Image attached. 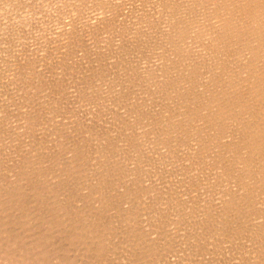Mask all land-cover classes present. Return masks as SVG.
I'll use <instances>...</instances> for the list:
<instances>
[{
	"label": "rangeland",
	"instance_id": "rangeland-1",
	"mask_svg": "<svg viewBox=\"0 0 264 264\" xmlns=\"http://www.w3.org/2000/svg\"><path fill=\"white\" fill-rule=\"evenodd\" d=\"M11 1H9V0H6V1L0 0V13H1L0 14V175H1V177H0V179H1V182H0V202H2L3 204H5L6 202H8L9 199L12 198V197H10L11 195L9 196L6 193V190L8 192V190L10 189V191H11V190L15 189L18 185H20L19 183H25V182L22 181V178H21L22 175H21V173H24V171L26 173H28L27 170H29V174L31 176L28 174V177H29L28 181L29 182H26V183H28L27 186H26V183L24 185V187L26 186L25 189L28 191V192H25V196H27V197L24 198L25 201L27 202V204H25L24 202H23L24 204H21V206L23 208H25V209L27 208L29 210L30 216L28 215L29 213L27 214L28 217H29V219H26V216H24V215H26V212L25 213H22V209H20V207L16 205V207H15L16 208V210H15L16 212L14 214H7L6 215L5 222L7 221L6 222L7 224L5 223V226H7V229L14 230L13 227H11L12 226V222H14L18 218L17 216L20 213L25 217V218H23V216L20 215L21 217L20 216L19 217L21 219L25 220V222H27L28 220H30L32 222L29 221V223H31V225L28 224V228L30 227L29 230L27 228L26 231H22V230H18L17 228H15V231L14 232L16 234H18V235H20V234L22 235V234L25 233L26 236L27 235L29 237L31 236L29 238L30 240H32V238L37 239L40 236V234H42V233H47L50 230L52 231V229H53L52 227L55 226L57 228V230L59 229V232L60 233L63 232L65 235L62 233V235H64V237L63 236L62 237L60 236V238H59L58 237V234H57V237H55L56 234H54V232H53L54 230H53L52 231L53 232V235L52 236H54L55 238L52 237V240L51 239H48V241H49L48 243H47V241L45 242V244L42 246V250H44V253L45 254L44 253H42V254L45 257L46 256H54V258H56V259L57 258H62L65 255L63 259H65L66 262L67 261L71 262L70 264H80L81 263L80 261H83L84 262V263L82 262L81 264H89V263L95 264L98 261V259H99V261H98L99 263L97 262V264H100V263L101 264H105V263L106 264H118V263L119 264H125V263L126 264H128V263L129 264H131V263H133V264H137V263L140 264L137 261L138 260L140 261L141 259L143 261L145 260L144 262H146V263H143V261H140L141 264H155V263L156 264L157 263L158 264L159 263L160 264H163L164 262H165L164 264H169V263L170 264H175V262H177L176 264H179V263L180 264H184V263L185 264H192L194 262L193 259L194 260H197V261L199 259L201 264H206V262L204 260H206L207 262L209 261L210 264H217L218 261H219L220 264L223 263L224 261L225 262L223 264H225V263L226 264L227 263L229 264V262L230 263L232 262L231 264H236V263L238 264V263H240V261H242L240 264H243V263L245 264V262H247V261H248V264H253L254 260H255V262L257 264H264V262H263V259H264V249H263L264 248V238L263 237L264 236L262 235L263 232H264V227L262 225H260L261 227L260 226L258 227L259 222H261L260 224L263 223V225H264V221H262V219L258 218L259 220H257V217H255L256 223L253 222V224L255 223L257 225V227H256V225H253V224H252L253 226L250 225V227H248V229L249 228L250 229L249 230L246 229L245 230L246 233L243 232V234L241 235L242 237L240 236L241 238L239 237V239L236 240L235 243L234 242H231V244H227L226 243V242H228V240H227L228 237L226 235L227 234L226 232H225L226 234H224V232L222 233V231H221V234H218V235L215 234V235H217V236H215L214 233H212L210 229H207L206 231H203V233H202L201 230H200V228L199 229L197 228V227L201 226V225H199V222H200L201 218H198L202 214L201 212L207 213V215L210 216V217L213 216L212 215L213 213H214V216L216 215V212L219 209V203H218V201L220 202V198H222V194H223L222 188L223 187L222 188L218 187L217 184H219V183H217L216 180H213V181H215L217 183L216 184L214 182L215 185L211 183L212 181H210V184L208 185L207 184V180H205V179H204V181L203 180H199V181L197 180L198 181L197 182L196 180H194V177L195 176L191 172V168L193 167V164L195 165L196 163H201L204 160H205V163L208 162L207 165H206V166H208L209 165V162H211V161L213 162L215 160V158H218V159L222 160L224 163H227V164L231 163L232 160H233V158L238 155V154H233L234 151L231 152V150L234 148V145H236V146L238 145V143L241 141V139L240 138H239V140L238 139H235L236 136L232 134L233 133L232 131H230V132H231V135H233V139H234L235 142L233 141V139H231L232 137L229 136L230 132L228 133V135H226L227 132H225L224 135H226V137L225 136L222 137V135H218L219 137H216V136H213L212 134H207V132H204V133L200 134V135H202V137L199 138V139H202V141H201L202 143L201 142H198L201 145L198 144V147H197L195 141L198 138L196 139V134L194 132H191V134H189V132H187L188 134H186V132L185 133H182L180 131L181 129H179V131L181 132V134L179 135V131L178 130L176 131L175 130L176 129L175 127H173L174 128L173 129L170 126H165V124H167V121L169 119H170L169 121L171 123H174V121H173L174 118H177L175 116V115H177L176 109L175 108L173 109L174 106H172V108H171V106H170L171 103L169 102V100H167V98L170 99L171 97H173V95L172 94L169 95L164 90L161 91L162 90L161 87L158 88V90H159L158 92H160V93H157V91H155L154 89H156V86H158L157 84H159L161 82V80H162L161 79L162 78V75L161 74H163V72L165 70L167 71V69H169V68H170V71H171L172 76H174V77L176 76L175 79L176 78H177V80L184 79V77H181V76H183V72L181 71V69L179 68V66H176L174 64H170L172 67L171 66L168 67L169 64H167V67H168L167 68L166 67V64H165V60H164V58H162V57L165 56V53H164V50H163L164 45L162 43V42H164V40H163L164 38L163 37H165V33L167 32L166 30L168 29L167 27H168V24H169L168 23L169 17L167 15L168 14L167 13L168 9H167V7H164V3L166 2V0L165 1L164 0H159L160 2H158V0L157 1L150 0L151 2L149 0H147V2H146V0H95L96 2L94 0H92V2H90L88 0L90 3L87 2V0H86V2H84L85 0L84 1L83 0H77L79 2L77 3L76 10L81 9V11H83L85 8L89 7L88 5H90L91 8L93 6L92 11H91V8H87V10H86L87 13L90 12V11H91L90 13H92L93 12V9H95L94 5H98V3H100V5H101L102 2L105 1V2H103V5H102L103 8L98 5V7H100V8L103 9L102 10V9L99 8L102 11H100L98 9V7H96V10L99 11L102 14V17H100V18H99V15L101 16V14L100 13L98 14V12L96 13V10L93 12L95 14L92 13V15H90V13L87 15V13L85 11L80 12V10L79 11H76V13L78 12V13H80V15L78 13L77 14L74 13L75 12V7L73 6V4L76 5L75 4V2H77L76 0H72V1L69 0L71 2L72 6H70V4H69L70 2L69 1H68L69 2L68 3L67 1L65 2V0H63L65 3H68L69 4L68 7L69 8L71 7L70 8L71 10H69L66 7V5H68V4L65 5V3H63L62 1H61L62 2L61 3L60 0H40V1L38 0V2H36L37 0H11ZM73 1H75V2L73 3ZM162 1H164V2H162ZM6 2H7V4H5ZM82 2L84 3V5L87 6V7L84 6L85 7L84 9H83V5H82L83 3ZM145 2H146V5H145ZM178 2H179V0H178ZM185 2H186V0H185ZM60 3L62 4V6H61ZM91 3L93 5H91ZM105 3H107L106 5H108L110 9H107L108 6L105 7ZM148 3H150V4L152 3V4L149 5ZM159 4L161 6L160 8L158 6ZM162 4H163V6H162ZM79 5H81L80 8L78 7ZM147 5H149V6H147ZM152 6L155 9L149 8V7H152ZM59 7L60 8L62 7L65 10V12L67 11L68 14L69 13L72 14L71 11L73 10L74 11L73 12V15H70V14L68 15L67 14L68 15L67 16L65 14L64 10L62 11L61 10L62 8L59 9ZM65 7L67 8V10H66ZM145 7L146 8L148 7V9L146 10ZM129 9H130V12H131V13L129 12L130 14L127 12V11H129ZM134 9H136V10H134ZM161 9H163V10L161 11ZM153 10H155V11H153ZM106 11H109L108 13H110V14L108 15V13ZM137 11H141L142 14L140 12L139 13L141 14L142 17L145 15L144 16V20L141 18V16H139L140 14ZM156 11L157 12L159 11V13L157 14L159 17L157 15H156V17L153 16L154 14L157 13ZM60 12H61L62 15L59 14ZM104 12L107 13V14H104ZM143 12H144V14H143ZM152 12H153V14H151ZM202 12H204V13H201V11L197 12V13H200V15H202V16H199V14L198 15L196 14L195 19H192V24L194 26H196V27H198V23L199 24L202 23V22L203 23H209V21L207 22V19L209 18V16H208L209 14L205 13V12H207L205 10L202 11ZM81 13H83L86 16V18L84 17V15H83V18H82V14ZM147 13H149V15H150L149 17H151V15H152L151 19H153V20H150L151 22L148 20V16H147L148 14ZM56 14H58V16ZM163 14H165L164 15L165 17L163 16ZM59 15H61V16H59ZM75 15H76L75 18H77V19L74 18ZM93 15L94 16L95 15L96 16L98 15L97 16L98 18L96 16L94 17ZM107 15L109 16L108 17L109 19L106 22L105 20L107 18ZM110 15H111V17H110ZM56 16H57V18H55L56 22H54L55 21L54 20V17H56ZM92 16L94 18H97V19H94L93 18L94 19V21H93V19L90 18ZM60 17H61V20L62 21L59 19ZM64 17H66L65 20L68 19V18H69V20H71V18H74L73 21H77V22H74L75 23L74 24V23H72L73 22L72 20L71 21H69V20L67 21L66 20L67 21L66 24L67 25H68V23L70 24L66 28L65 27L66 25L63 24V23H65V22H63L64 21ZM103 17L105 18V20H102L101 19ZM137 17H139V18H137ZM157 18L158 19L161 18V19L157 22V20H158ZM165 18L167 20H165ZM82 19L83 20H86V21L81 22ZM139 19H141L142 22H140ZM162 19H163V21H161ZM196 19H198V20H196ZM89 20L91 22V25H93L94 23L95 24L97 23V25H95V24L93 25V28L95 26V28L93 30L94 31H97L98 30L97 32H94L96 34L93 33L92 26L90 25V22H88ZM100 20H102L103 22L105 21L104 24ZM136 20H137V22H136ZM50 21L53 22V23H49ZM145 21H146V24H145ZM152 21L155 22V23L153 22V24H155L157 27L154 26L153 24H151ZM86 22L88 23L87 25H86ZM80 23L82 25L86 26V27H84V26L80 27L81 26ZM83 23H85V24H83ZM99 23H101L100 26L98 25ZM136 23L140 27H142V28L144 26L145 27H147V26L150 27L151 25L154 26V28L151 26L153 29L152 28L151 29L150 28H143V29L140 28L139 29V26ZM156 23L159 24V25H160V23H163V24H161L159 26ZM210 24H211V22L209 23V25ZM78 25H80V26H78ZM102 25H107V26H110V27H106V26L103 27ZM162 25H164V26H162ZM203 25L204 26L205 25L207 26V24H203ZM52 26L53 27L55 26V27H57L59 29L57 30V28H55V27H54V29H52L53 28ZM69 26L72 29H69L70 28ZM89 26H91L90 27L91 30H89L90 29ZM134 26H137V27H134ZM199 26H201V25H199ZM101 27L102 28H105V29H102ZM155 27L158 28L159 31ZM163 27L164 28H167V29L166 30L165 29L163 30ZM48 28L52 29V31L50 29H48ZM80 28H83L81 30H84L85 32H90V33H85L84 31L80 32L81 30L79 31V34H77L78 31H77V33H75V31L76 30H79ZM86 28H88L89 31L86 30ZM137 28L142 33L141 32L139 33V30L137 31ZM199 28H201V27H199ZM20 29H21L20 32H23L22 35H20V32L18 31ZM25 29H26V32H25ZM63 29L65 31L67 29H69L68 30L69 32L67 31L68 33L66 32V35L65 34H62V32L64 31ZM100 29H102V30H100ZM134 29H136V31ZM145 29H146V31H148L147 33H146V31H144ZM154 29H155V31H153ZM160 29H162L163 31L160 30ZM70 30H73V31H70ZM133 30H134V32H133ZM123 31L124 32L127 31L129 34H127V32H125V34L127 35L126 36V35H124V32ZM34 32H36L37 34H35ZM50 32L53 33L52 34V37H51V33ZM54 32H55V34L57 32H59V34L58 33L56 34V35H58V37L56 35H54ZM27 33L28 34H31V35L28 36ZM69 33H71L72 35L69 34ZM136 33H137V35L139 34L140 36L138 35L136 37ZM155 33H158V34L162 33V34L158 35V34H155ZM60 34H61V37L60 38H62L64 41L59 38ZM67 34L69 35V37L67 36ZM74 34L76 35V37H74L75 36ZM81 34H83V35H81ZM87 34L90 37L85 36ZM141 34H142V36H141ZM23 35L24 36H27V37H24ZM42 35H44V36H42ZM53 35H54V37H53ZM80 35H81V37L82 36L83 37L82 38L79 37ZM148 35H150V36L148 37ZM157 36H159V38ZM55 37H57L58 39L55 38ZM63 37H65V39ZM49 38H51V40H54V41H51ZM66 38H68V39H66ZM70 38L72 39V43H70V45H69L68 43L71 42ZM74 38H76V41L75 42H73L75 40ZM131 38H132V41H131ZM150 38H153V39H150ZM154 38H156V39H154ZM20 39H21V41H20ZM39 39H41V40H39ZM67 40H70V41H67ZM88 40H91L92 42H90ZM133 40H135V41H133ZM156 40L157 41H160L161 40V41L158 43ZM81 41H83V42H81ZM154 41H156V43ZM54 42H55V44H53ZM60 42H62V44ZM56 43H58L59 45L56 44ZM144 43H146V44L144 45ZM64 44H65L66 47L64 46ZM89 44H91V45H89ZM135 44H137V45L135 46ZM155 44L157 45V47H156ZM160 44H162V45H160ZM127 45H129V46H127ZM147 45H148V47H145ZM62 46H64L65 49L67 48L66 51H65V49H62L61 48ZM199 46L200 45H195L193 47V50L195 52L194 57H196L195 60H194V64L196 63V65H194V68L196 69V71L194 69V72H195V76L196 77H199L200 75L206 73L208 70L206 71L205 69L209 68V61H207L204 64V66L200 62V59L199 58L202 57V56H200L201 55L200 52H201L202 49L199 51V49H200ZM56 47H57V49H56ZM131 47H132V50H131L132 52L129 49ZM135 47H137V49ZM153 47H154L155 50L153 49ZM197 47L199 49H197ZM60 48L63 50V53H62V50ZM138 49H140V50H138ZM161 49L163 51V54H162ZM137 50H138L139 53L137 52ZM143 50H145V51L143 52ZM158 50L161 51V52H157ZM133 51H135V52L133 53ZM146 51H148L147 54L145 53ZM153 51H156V52H154V54L155 53H160V54H158L159 56L157 54H156L157 56L154 55V54L151 55V53ZM140 52H142L143 54L140 53ZM148 53L150 54V56H149ZM145 54H146V56H145L146 59H149V58L151 59L152 58L156 62L154 60H150V59L147 61L145 59V57H143ZM125 55H126V57H125ZM136 55H138V56H136ZM141 55H143V56H141ZM131 56H133L134 58H132ZM147 56H149V57H147ZM137 57H138V60L140 62L142 60L145 61V62L143 63V61H142V63H139L137 65V63H138ZM139 57H141L142 59H139ZM163 60H164V62H163ZM145 63L148 64V66ZM140 64H145L146 65V68L144 67L145 65H142L141 66ZM150 64L151 65L155 64V65L150 66ZM186 65L189 66V62ZM200 66H203V67H201L200 70H199V67ZM26 67H28V68H26ZM136 67H137V69H136ZM148 67L150 69H152V67H153V69L156 68L157 70L154 69V71H155V73H154L153 72V69L150 70ZM28 69H29V72H28ZM32 69H33V71L35 70V72H37L36 73L37 75L34 74V72L32 71ZM162 69H163V71H162ZM171 69H175V70H171ZM177 69H179V70H177ZM136 70H138V71H136ZM148 70H149L151 76H150V74H148L149 73ZM197 70L200 71L202 74L200 72L197 73ZM144 71H145V73H144ZM159 71H160V73H159ZM176 71H178V72L175 75V72ZM136 72L138 74H140L141 77L138 76V78H137V75L138 74ZM26 73L28 75H26ZM31 73L33 75H31ZM135 73H136V75H135ZM129 74L131 75L130 77H129ZM152 74L155 75V76H157V77L153 76ZM148 76H150L151 78L148 77ZM127 77H129V78H127ZM144 77H146V78L143 79ZM30 78H32V79H30ZM157 78H160V80L157 79ZM136 79H137V81H140L141 80L140 83L137 82ZM153 80L156 81V82H154ZM157 80L159 82H157ZM144 82H146V83H144ZM143 84H144V87L142 86ZM162 84H165V83H162ZM162 84H160V86H162ZM145 85H146V87H145ZM147 88H148V90H146ZM151 88L154 91L152 92L150 90V92H148L149 89H151ZM155 92H156V94H155ZM145 93H146V95H145ZM148 93H150V95ZM151 93H152V95H151ZM153 93L155 95H153ZM163 93L164 94L166 93V94L164 95ZM47 94H48L49 98H48ZM143 95H144V97H143ZM158 95L160 97H158ZM46 96H47V98H46ZM153 96L156 97V98L153 99ZM25 97L27 98L28 101L26 100ZM50 97H52L53 99H55L56 97L57 98L60 97L59 100L57 98H56V100H54V101H56V102L59 103V109L56 108V106H55V105H57V107H58V104H56V102L54 103L53 99H51ZM61 97L63 99H61ZM79 97H81V99ZM96 97H99V99L101 97L102 98L104 97V98H106L107 101H105L104 98L103 99L101 98L102 100L101 99L99 100ZM117 97H118V99H117ZM157 97H158V99H157ZM163 98L164 99L166 98V101H163L164 100ZM92 99H95V101L92 100ZM80 100H81V102H80ZM125 100H127L128 102L125 101ZM136 100H138V101H136ZM160 100H161V103H160ZM46 101H48L47 104L45 103ZM50 101H51V103H50ZM119 101H121L120 104H119ZM93 102L96 103V104H94ZM116 102H117V104H116ZM157 102L159 104H157ZM165 103L166 104L168 103L167 106H166ZM61 104H62V106H61ZM147 104H149V105L148 106H145ZM156 104L158 106L159 105L160 106L158 107ZM161 104H163V105H161ZM142 105H144L147 109L144 106H142ZM162 106L164 107V109L162 108ZM47 107L48 108H51L52 107L54 110H52V108H51V110H49ZM160 107H161V111L158 109ZM167 107H169V108H167ZM44 110H46V111H44ZM162 110H163L164 113L162 112ZM173 110H175V112ZM48 111L50 112L51 115L53 114L52 111L55 112V114H54L55 116L54 117H53V115L50 116V114H49ZM93 111H94L95 114L93 113ZM171 112L174 113V114H172ZM38 113H41V114L43 113V115L40 114L41 117L43 116L42 117V120L39 117ZM163 114H166V115H163ZM167 114H168V117H170V118L167 117ZM46 115L50 116V118L53 119V120L49 119V117H47ZM151 115H153V117ZM165 116H166V118H165ZM171 116H173V117H171ZM27 117H29V118L27 119ZM171 118H173V119L171 120ZM29 119H31V122L33 120V122L31 123ZM44 119L46 121H44ZM146 119H148V120H146ZM164 119H165L166 122L164 121ZM49 121H50V123L48 124ZM45 124H47L49 126L51 125L50 126L51 128L49 126H48L49 128L47 126H44ZM159 126H161L162 128L165 129V132H164L165 135L163 133L164 129L162 130V128H160ZM167 127L171 128V130L170 129H167ZM46 129H47V131H46ZM160 129L162 130V132L159 131ZM172 129H173V131H172ZM52 131H55V132H52ZM158 131L161 132V133H159ZM166 131L168 133H166ZM174 131H175V133H174ZM169 132H170V135H168ZM173 134H174V136H173ZM183 134L184 135L186 134V135L184 136ZM192 134H193V136H191ZM176 135H177V137H176ZM181 135H183L184 137H186V136H188V137L191 136V137L184 138ZM206 135L209 136V137H207L208 139L206 137H203V136H206ZM210 135H212V137H214V138L215 137L218 138V141H212L213 138L210 137ZM172 136L175 137L176 139L173 138ZM228 136H229V138H228ZM170 137H171V139H170ZM167 138L170 139V140L168 141ZM193 138L195 139V141H194ZM203 138H205V139H203ZM189 139H191L192 142ZM173 140H174V142H173ZM175 140L176 141L177 140L178 141L181 140L180 143H182L183 145L180 144V146H179V142L177 141L178 142L177 143V142H175ZM206 141H207V143L208 142H212L215 145L218 144L219 148L217 146V152H212L211 148L209 147L210 146L209 145L210 143H208V146H207ZM235 143H237V144H235ZM202 144L205 145V146L203 145L205 149H206V147H208L206 149L207 151H204L203 150L204 148H203ZM228 144H230V145H228ZM193 145H194V147L196 145L197 148H200L202 146L201 147V150H202L201 152H205V153H194L193 151H195L196 147L194 148ZM227 146H228V148H227ZM191 149L193 151H191ZM218 149H219V151H221V149H222L225 152L218 153L219 152ZM227 150H229V152ZM209 151H210V153H209ZM214 153H216V155ZM236 153H239V152L237 151ZM239 154H241V153H239ZM212 157H213V159H212ZM231 157H232V160H231ZM210 159H212V160H210ZM26 167H27V169H26ZM29 167H31V168L28 169ZM23 168H25L26 170L23 169ZM32 168L33 169L36 168L37 170L35 169L33 171V170H31ZM38 168H39V170H41V172H42L43 175L45 174L44 176H42V177H37L36 176L37 175L36 173L39 171ZM49 169H51L50 170V173L51 174H52V172H54V174H52L53 176L51 174H49V176H47L48 173H49ZM65 169L68 172L69 171H72V170L73 171L71 173H68ZM74 169H76V170H74ZM113 169H115V170H113ZM30 170H31V172H30ZM104 170L106 172L107 171L109 172V173L108 172L106 173L107 176L109 174V177L106 176L107 179L106 178L104 179L105 180V183H104V181L102 182V175L100 173V172H102ZM160 170H161L162 173L160 172ZM44 171H47V172H44ZM57 171H58V173H57ZM174 171L178 172L179 175H178V173H176V175H174L175 174ZM19 172H21L20 173V176L18 174ZM62 172H64V173H62ZM86 172H88V173H86ZM185 172L187 173V176H186V173ZM188 172H190L191 174L188 173ZM74 173L77 174L78 176L75 175ZM128 173H129V175H128ZM154 173H157V174H154ZM170 173H171V175H170ZM33 174H35L34 177H33ZM65 174H67V177H68L67 179H66V177H63V176H66ZM71 174H73L72 176L74 178H76V179H74L71 176ZM81 174L83 176H81ZM131 174H134V175H131ZM172 174L175 176V178H174V176ZM59 175H60V177H59ZM115 175H117V176H115ZM135 175H137V176H135ZM169 175H170V177H169ZM182 175L188 179V182H187L186 178L184 179V181H182V178H184V177H182ZM190 175H193V176H191V178L189 179ZM207 175H209V174H207ZM45 177H47V178H45ZM62 177H63V179H62ZM69 177L70 178H73L74 181L72 179L69 180ZM113 177H115L116 179L113 178ZM128 177L130 179H128ZM34 178H36V179H34ZM134 178L135 179L137 178L138 183H137V181ZM171 178H174L175 181L174 180H171ZM178 178H179V180H178ZM208 178L210 179V176ZM19 179H21V182H20ZM64 179L69 180V181H66V180L64 181ZM109 179H111L112 181L111 180L108 181ZM126 179L129 180V182H127ZM191 179H193L195 182H197V185H199V187ZM36 180H37V183H38L37 185H36V182H35ZM41 180H43V181H41ZM120 180H122L123 182L120 181ZM185 180H186V182H185ZM17 181H19V182H17ZM38 181L42 182V184L39 183ZM54 181H55V183H54ZM57 181H61V182L64 181V183H67V184L62 183L64 185H62V186L59 185L58 186ZM83 181L86 182V183H83ZM106 181H107V183H106ZM134 181H135V183H134ZM171 181H173V183L174 182L175 183L173 184V183H171ZM202 181H203V183H201ZM32 182H35L33 184L36 185L35 187L38 186L37 188H41L40 186H45V185H46V187L51 188L52 185H54V184L57 185L54 188L52 187L54 190H52V188L50 189L53 192H55V194H56V192H61V194H64V195L67 194L68 192H69V195H70V193H74V194H71L70 196L67 195L65 198L63 196L62 197L63 198V201H61V200L58 201L59 203H62V206L65 205V204H67V206H68L67 207L65 205V207H67V208H65V210L63 211V213H60L61 215L58 214V216L60 215L59 217L57 216V218H59V219H56L55 218L57 221H54L55 223L56 222L57 223L59 222L58 224H61L62 225V228H61V226H58L57 223H56V225H54L53 224L54 222L51 223V226L48 225V224H50L49 222H48V224L47 223L46 224L45 223H42L41 224L40 219L44 218V216H43V213L44 212L43 211H45V213H47V209H46L47 206L46 205H43V206L41 205L42 208H43L42 209L40 206L38 207V204H36V198L37 197L34 199L35 192L34 191H31V190H33L32 189ZM45 182H47L48 184L45 183ZM73 182H74V184L76 183V185H74ZM80 182H81V184H80ZM111 182H113V183H111ZM182 182H184V183H182ZM49 183H52V184L50 185ZM176 183H177L178 186L180 184L181 187H178L176 185ZM181 183L183 184V186H182ZM191 183H193L192 185L194 187L196 186L198 188L195 189L194 187H192L190 185ZM204 183H206V184H204ZM29 184L31 185V188H29L30 187ZM77 184H78V186H77ZM108 184H109V186H108ZM117 184H119L118 187L116 186ZM211 184H212L213 187L214 186L215 187L217 186V187L212 189V187L210 186ZM69 185H70V187H69ZM83 185H84V189L81 188ZM100 185H102V189H105V188H109L110 189V191H109V189H106L105 191L104 190L103 191H104V195L106 194L105 195L106 200L108 199L107 201H111V203L113 204V206H111L112 204L110 202H107L105 199H102L101 201L98 202L101 205H99L98 203H97L98 205L96 203H95V205L93 204L94 201L96 200V198L93 197V196H95L94 193H95V191H98L97 188L100 187ZM125 185L127 186V188H125L126 187ZM130 185H132L131 186L132 188L130 187ZM204 185H205V187H208V188L210 187V188L209 189L208 188H205ZM221 185L222 184H220L219 186H221ZM75 186H76V188H75ZM90 186L93 187V189H94V191L92 192V194H94V195L90 194L91 192L89 193V191L91 190V187ZM111 186H112V188H111ZM135 186H136V188H135ZM154 186H156L157 189L154 188ZM173 186H175V188ZM186 186L188 187L187 189H186ZM21 187H23V184H22ZM86 187H87V189L89 188V190L85 189ZM133 187H134V189H133ZM177 187L179 188L178 191H177ZM184 187H185V189H184ZM55 188L58 189L59 191L56 190ZM63 188H65V189H63ZM71 188H73V189L71 190ZM171 188H172V190H171ZM62 189L65 190V191L62 192ZM66 189H67V191H66ZM113 189L115 190L114 193H113V191H114ZM173 189H174V191H173ZM180 189L182 191H179ZM197 189L198 190L199 189L200 190L202 189L201 190L202 193H200V190L199 191H196ZM206 189H208V192H210L212 190L211 191L212 194H211V192L210 193H207L206 192L207 191ZM214 189H216L217 191H215ZM81 190H84V191H81ZM123 190H125V191H123ZM126 190H128V191H126ZM164 190H166V191H164ZM189 190L190 191L192 190L191 192L194 193V194L196 192V195L192 194ZM203 190H206V191L203 192ZM108 191H109V193H108ZM168 191H170V192H168ZM172 191H173V193H175L174 195H176V192H177V194H179L178 192H180L179 195L175 196L178 199H180V198L182 199V196L185 193V195L183 196V199L185 200L183 204H186L188 202L189 203L186 204V206L185 205L184 206H181L182 205L181 202L183 201V199L182 200L180 199V201H178L177 198H174L173 197L174 195H173V193H171ZM214 191L216 193H218L220 191V193L216 194ZM116 192H118V193H116ZM120 192L123 193V194H121ZM160 192L163 195H161ZM163 192H165V194ZM186 192H187L188 195L186 194ZM29 193H31L32 196ZM75 193L77 194V196L75 195ZM55 194L54 195L52 194L53 197L55 196ZM109 194L112 195L111 196L112 198L110 197ZM129 194L131 196L132 195L133 196L131 197ZM167 194L168 195H171L173 197L172 202H174V199H176V201H178V203L180 202V204L175 203V204L169 205L166 202V204L164 203V207H163V205H162L163 203H161V201L165 202L164 200H162V198L164 199V197H165L166 201L168 200V197H167L168 195ZM208 194H211L213 196L210 195L211 196L210 197ZM78 195L80 197L81 196L82 197L81 198H78L79 197ZM85 195H87V197ZM115 195L117 197L114 198L113 196H115ZM121 195H122V197H121ZM159 195L161 197L160 200H159V198H160ZM216 195H219V196H216ZM50 196H51V194L49 195V198L48 197H44V199L46 198L44 200V202L47 201V200H52L53 198L50 197ZM73 196H74V198H73L74 201L76 202V200H77V202L75 203V205H77V206H75V207H77V209L74 207V201L71 202V200H73V199H71ZM215 196H216V198H215ZM133 197L135 199H133ZM191 197H193V198H191ZM197 197L200 198V199H197ZM202 197L204 198V200L202 199ZM213 197L215 198V200H213L214 199ZM218 197H220V198H218ZM69 198H70V200H69ZM84 198H85V200H84ZM86 198H88L87 199L88 201L86 200ZM91 198H93V199H91ZM128 198H130V199H128ZM138 198L140 199L139 202H138ZM89 199L92 200V204H91V201L89 202ZM216 199H217V201H216ZM114 200H117V201L112 202ZM119 200H121V202H123V201L124 202L121 203V202H119ZM135 200H137V201L135 202ZM212 200L213 201H216V202L214 203V202H212ZM82 201H84V202H82ZM141 201L143 202L142 205H140L141 204L140 203ZM186 201H188V202H186ZM202 201H204V203ZM210 201H211V204H213V205L210 204L209 209H208V205L209 204L207 202H210ZM48 202L49 201H47L45 203L47 204ZM79 202H80V204H79ZM87 202H88V205L89 206H87ZM100 202H102V203H100ZM50 203L51 202H49L48 205H50ZM63 203H65V204H63ZM82 203L85 204V206ZM107 203H109V204H107ZM117 203H119L118 206H117ZM192 203H195L196 205L195 204H192ZM56 204H57V200H56ZM102 204H103V207H102ZM106 204L109 205L110 207L109 206L105 207L104 205H106ZM123 204L125 205V207H124ZM214 204H215L216 207H214ZM71 205H72V207H71ZM78 205H81L82 207L81 206H78ZM132 205L137 210H138V208H140L139 209L140 212H138L139 210L138 211L135 210V209L133 210V206ZM138 205H139V207H138ZM143 205L146 206V207H148L150 210L152 208L151 212H150V210L146 209V207H144ZM172 205H174V206H172ZM176 205L178 207H180V208L177 209L178 207ZM192 205H194V207ZM32 206H34V207H32ZM35 206H36V208H35ZM167 206H169V207H167ZM171 206L173 207V209H172ZM190 206H191L192 209L189 210L188 207H190ZM197 206H199V207L197 208ZM37 207H38V210H37ZM44 207H45V209H44ZM95 207H97V208H95ZM104 207H105V209H104ZM117 207H119V208L116 209ZM122 207H124V208H122ZM174 207H175V209H174ZM183 207H185V210H184ZM30 208H31V210H30ZM33 208H35V210ZM63 208H64V206H63ZM98 208H102V210L100 209L101 212H98L99 211ZM111 208L115 209L114 211H115V213H117V215L114 213L113 209H111ZM125 208H127V209H125ZM155 208H156V210H155ZM165 208L167 209V211H166ZM170 208L172 210L177 211L178 213L177 212L176 213H173V212H175V211H173L172 212L173 214H171V211L172 210H170ZM78 209H80V211H84L83 213H85V214H83L82 212H80ZM92 209L95 212L92 211ZM108 209H109V211H108ZM122 209H123V212H122ZM145 209H146V212H145ZM168 209H169L170 212L168 211ZM193 209L195 210V212H194ZM206 209H208V210H206ZM214 209L216 210V212H215ZM75 210H77L76 212H78L76 214V215H79L78 217L77 216H74L75 213H76ZM85 210L88 211V212H85ZM89 210H90V212H89ZM96 210H98L97 211L98 213H96ZM103 210H105L104 214H103ZM110 210H111V212H110ZM127 210H129V211L132 210L133 213L131 211H130L131 213H129V211H127ZM141 210L143 211V213H142ZM147 210L149 212H147ZM192 210H193V213H192ZM69 211L72 214V217H74V218H72L70 216L71 214H69ZM158 211H160L159 213L163 217L159 216L158 213H155V212H158ZM164 211H166V212H164ZM182 211L183 212L185 211L186 213L185 212L183 213ZM189 211H191V214H187V213H190ZM34 212H35V214H34ZM40 212H42V216L40 215L41 214ZM135 212H137V213H135ZM31 213H33L35 216L33 214H32L33 216H31ZM45 213H44V215L46 216ZM88 213L90 214V216H89ZM112 213L114 215L113 219H112V216H113ZM148 213L150 214L149 217H151V216H154L155 217L157 214H158V216H156L155 218L154 217H151L148 220V218H147ZM194 213H196V215H194ZM199 213H200V215H199ZM66 214H67L68 219L71 218L70 220H72V222L70 220H68V219H65L66 218V216H65ZM86 214H87V216H86ZM101 214H103V215H101ZM110 214H111V216L108 217L107 215H110ZM139 214H142V215H139ZM163 214L166 215V217ZM37 215L40 216L41 218H38ZM62 215L64 216V218L62 217ZM96 215L97 216L99 215L100 217L99 216L97 217ZM127 215H129V217L131 216L130 219H129V217H127ZM167 215L170 216V218H172V219H170L171 222L169 220H168L169 222L168 221L166 222V219L165 218L169 219V217ZM171 215H174V216H171ZM193 215L196 218L195 217L193 218ZM80 216L82 218H80ZM102 216H103V219H102ZM175 216L176 217L177 216H180V218L182 219V221L185 224H186V222L188 224H190V222L192 221V223L190 224L191 226L188 225V224L185 225L183 222H181V219L179 217L176 218ZM187 216L189 218L192 216L190 219H192V218L193 219L190 220ZM33 217L35 219L37 218L38 221H37V219L34 220ZM95 217L98 218L99 220L96 219ZM132 217H134V219H133L134 221L132 220ZM137 217L140 218V219H138ZM184 217H185V219H184ZM20 218L18 219L17 222H20L21 221ZM79 218L83 222L86 219V223L87 224L86 223H83V222H80ZM100 218H101V220H100ZM114 218H117V220L120 219L121 221H117L116 219L114 220ZM153 218L155 220H154V222L152 220V222H153L152 223L150 220L153 219ZM60 219H63L64 221L67 220V223H66L67 225L64 224L62 221H59ZM90 219H91V222H90ZM106 219H107V221L108 220L109 221L107 222ZM122 219L123 220L126 219L127 222L125 220L122 221ZM178 219H180V221ZM187 219L190 220V221H188ZM93 220H94V222H92ZM130 220L132 221V223H131ZM136 220H138L139 222L138 221L136 222ZM77 221H79V222H77ZM116 221L119 222V223L116 224L117 223ZM142 221L144 222L145 225L143 223L141 224ZM146 221H147V223H146ZM158 221H160V222H158ZM197 221H199V222H197ZM68 222H70V223H68ZM88 222H90V223H88ZM96 222H98V223H96ZM113 222L114 223L116 222L115 224L117 226H115V224ZM120 222H123L129 228L126 227L123 223H120ZM149 222H151V224ZM174 222H176L175 223L176 225L177 224L179 225V228L180 229L178 227L177 228H174L173 227L174 226ZM193 222H194V224L197 222L196 224H198V225H196V224L194 225ZM71 223L73 224L74 227L77 226L76 223L77 224L79 223L77 227L81 226L80 228H82V231L81 230L80 231L81 232H84V233L85 232L88 233V228L91 226L89 228L90 229V232L93 231V233H91V236L95 233V236L94 237L95 238L97 237V241H99L101 239L104 240L105 237H107L108 235L110 236L112 234L110 237L108 236L109 237V240H110V243H109V240H108V246H104L103 247V248L106 247L105 249H107V250H105V249H104V251L102 250L103 252L106 253V256H108V258L110 257L109 258L110 260L108 259L109 261H107V260L105 261V259H107V257L105 256V253H103L102 251H101L102 254L101 253H100L101 255L99 254L100 257L99 256H96V252H94L95 251L94 249L92 250V254H90L89 256H87L88 254L86 255V253L84 252V249H82V253H81V249H80L81 247L80 246H79V248H78V246H75L77 248H75L73 246L71 248V245L70 244L69 245L66 244V246H65L66 241L64 239H67V236L71 235L72 232L75 231V229H74L73 226L72 227H73L74 230L72 228L70 229V227L72 225ZM105 223H107V224L109 223L111 225H109V224L108 225H105ZM160 223L161 224L163 223L162 225H164V226H161ZM166 223H168V225ZM35 224H37L36 226L37 227H40V228H36V227L34 228ZM44 224H45V226H44ZM82 224H85L87 226L83 225L85 227L84 228L82 226ZM91 224L94 227H95V224H96V227L95 228L92 227ZM102 224H103V226H101ZM119 224H121V226L122 227L124 226V227L122 228ZM38 225H40V226H38ZM99 225H100V227H98ZM130 225L132 226V228H131ZM135 225H138V226L136 227ZM150 225H152L154 227L159 226L160 228L157 227L158 229H156L154 227H151ZM165 225H166V229L169 227L168 228L169 230L167 229V231H166V229H164L165 228ZM104 226H106V228L108 226V229L104 228ZM114 226H115L116 230H115ZM110 227L112 228V231H111V228ZM120 227H121V229H120ZM125 227H126V229H125ZM145 227H146V229H145ZM182 227H184V228H182ZM185 227L186 228L188 227V228L186 229ZM191 227H193L192 228L193 230L191 229ZM97 228L100 231H98ZM102 228H103V231H102ZM130 228H131V230H130ZM140 228H142V229H140ZM260 228H261V230H260ZM92 229H95V230H92ZM104 229L106 231H109V232H106ZM123 229H124V232L127 231L126 232L127 233L126 234L127 236H125V233L124 232L122 233ZM127 229H129V230H127ZM132 229L135 230V231H133ZM40 230H42V233H39ZM140 230H142V231H140ZM155 230L156 231L158 230L157 233H156ZM170 230L173 231L171 234H170V232H171ZM175 230L179 231V233L181 231L182 232H181V234H179L177 231L175 233ZM185 230H188V231L185 232L186 234L188 233L187 235L185 234L187 237L183 234V232ZM191 230L193 232H191ZM197 230L199 231V233H198ZM34 231H35V233L36 232L38 233V236H37V234L34 233ZM45 231H47V232H45ZM67 231L70 232V233H67ZM95 231L97 233H99V232L101 233V231H102V232H104V234L101 233V235H99L100 234L99 233L96 236V232ZM128 231H129V234H128ZM138 231L140 232L141 235L138 233ZM145 231L147 233H145ZM149 231L152 232L153 234L150 233ZM165 231L167 233H165ZM208 231L210 233H207V235L205 236L206 232H208ZM251 231H253L252 232L253 234L251 233ZM28 232H30V233H28ZM130 232H132V234L138 233V234H135V236H136L135 239H133L134 238V235H132ZM159 232H161V234ZM204 232H205V234H204ZM32 233H34V234H32ZM60 233H59V235H60ZM106 233H107V235H106ZM113 233L114 234H117V235L119 233L120 237L119 236H116L115 237ZM162 233H163V236H164L163 238L164 239L162 238ZM173 233L175 235H173ZM193 233H195L196 236ZM249 233L251 235H248ZM255 233H257V234L255 235ZM192 234H193V236H192ZM212 234L214 236H212ZM244 234L245 235L247 234L246 237H245ZM32 235H33V237H32ZM104 235H106V236L104 237ZM129 235H131L133 238L131 236H129ZM159 235H161V237H159ZM180 235L182 237L185 236L186 241H188V240H190V241L186 242L185 240H183L184 238L182 239L181 237H179ZM197 235H198V237H197ZM200 235L201 236L203 235V238ZM221 235H225V236L223 237ZM258 235H260L261 238ZM4 236H5V232L2 231L1 234H0V239H3ZM87 236H88V234H85V237H87ZM113 236H114L115 239L118 237L117 238L118 240L117 239L115 240L114 238H112ZM122 236L123 237L125 236L124 238H126V239H128V237H131L130 238L131 239V242L128 239V243H126L127 240L124 241L125 239ZM150 236H152V237H150ZM166 236H168L167 237L168 239L170 237L173 238V239L172 240L171 239L167 240ZM248 236H251V237L254 236L255 240L252 237V239L250 241L252 242V240H254V242H252L251 245L254 243V245L256 247L254 245L251 246V245L248 244V243H250L249 239L248 240L245 239ZM145 237L146 238L147 237L150 238L149 241L147 240L148 238L146 239ZM205 237H207V238H205ZM222 237L224 238V241H226V242H223V238ZM56 238L59 239V240H55ZM75 238L77 239V237H75ZM110 238H112V239H110ZM119 238H121V239H119ZM137 238H140V239H137ZM142 238L143 239L145 238V239L143 240ZM191 238H192L193 241L191 240ZM218 238L219 239H222V240H220V241H222L221 245L218 244L219 241L217 243L214 242L215 240L217 241ZM60 239H61V242L59 243ZM206 239H208V240L206 241ZM240 239L246 240L247 244H246L245 241L244 242H242V240L240 241ZM260 239H262V241L260 242V244L263 242V244H262L263 246L260 245V244L257 245L259 243ZM54 240L56 242L58 241V244L59 245L57 243H54L55 242ZM62 240H63V242H62ZM161 240L164 242L165 246H164V244H161V243H163ZM170 240H171V242L173 241V243H176V242H179V243H176L174 245L173 243L169 242ZM200 240H203V241L205 240L204 242H206L208 244H206V243H204L203 241H200ZM97 241H95V242H97ZM140 241H142L143 243H141ZM181 241L182 242L185 241L183 243L185 246L187 245V243H192V242H193L192 244H195V245L188 244L187 246H189L191 248L190 249L189 247L187 248V246L185 247L184 245H182V242ZM194 241H196V242H194ZM198 241H199V247L197 245L198 244ZM52 242L55 245L51 247V244L53 245ZM95 242H94L93 247L96 246V243ZM145 242L147 243V245H145L146 244ZM152 242H153V244L151 245L150 243H152ZM241 242L244 243V244H246L244 246V248H242V246L244 244L242 245ZM255 242L256 243L258 242V243L256 244ZM62 243H63V245L65 247L63 245H61ZM119 243H121V244H119ZM155 243L156 244L158 243V245H160L159 246V249H158V246L155 245ZM209 243L211 244V246L209 245ZM223 243H225V244H223ZM240 243H241V246H240ZM124 244H125V246H124ZM141 244H144V245H141ZM169 244L171 246H169ZM180 244H181V246H180ZM238 244H239L240 247L238 246ZM149 245H151L152 247L155 245L154 247H156V246L157 247L156 248H154V247L152 248ZM217 245H219V246L217 247ZM226 245H229V247L227 246L228 248H226L225 247ZM230 245L233 246L234 248L231 247ZM248 245L250 246L249 248H247ZM55 246L58 249L55 248ZM59 246H60V248H59ZM110 246H111V248H110L111 250H112V247L114 246L113 247L114 251H112V252L110 250H109L110 252L108 251V249H109L108 247H110ZM116 246H118L117 249H115ZM127 246H129L130 248L128 247L126 249ZM134 246H135L136 249L134 248ZM143 246H145V247H143ZM147 246H148V248H147ZM162 246H164L166 249L168 247H170V251H169V248H168L167 249L168 250L167 251L168 253H167L166 252V249L164 247H162ZM166 246H168V247H166ZM175 246H176V248H175ZM183 246H184L185 249H188L189 251L187 252L185 250L186 252L184 251V253H182V249H179V248H183ZM221 246L224 247V248H222ZM43 247H44V249H43ZM194 247H196V249ZM203 247L206 248V251H205V248H203ZM210 247H212L213 250ZM251 247H253L254 249L252 248V250H250ZM51 248H52V250L54 249L53 252H52V250H51V252H49ZM73 248H75L76 250L73 249ZM145 248L147 250H145ZM202 248H203V250H201ZM207 248H208V250H207ZM256 248L258 250H260V253L262 254L261 257H259L260 256V253L259 254L257 253L259 251H257ZM55 249H57V250H55ZM65 249H67V250L64 253L63 251H65ZM125 249L128 252L130 250L131 254L132 253L133 254L136 253V255L134 256L132 254V256H131L130 252L127 255L126 254L127 251ZM132 249H134L133 252H132ZM151 249H153V250H151ZM162 249L163 250L165 249V251H163ZM197 249H199V250H197ZM218 249H219V251H221L220 249H223V250L221 252L216 251ZM229 249H231L233 253L235 252L234 253L235 255L232 252H230ZM238 249H241L242 251H239ZM246 249H247V251H246ZM255 249H256V253L257 254L254 252L253 253V256H252V253H250V252L255 251ZM61 250H62V252H61ZM77 250H80V251H77ZM121 250H122V252H121ZM124 250L126 251L125 253H123ZM149 250L152 251V253H151L152 255H150V252L151 251H149ZM154 250L155 251L157 250L158 251L157 253H159V254H157ZM160 250H162V251H160ZM209 250H210V252H209ZM70 251L72 253L74 251V253H77V254H71ZM137 251H138V253H137ZM175 251H176L177 254L176 253L171 254V252H175ZM226 251L227 252L229 251L230 253L229 252L227 253ZM67 252H69L70 253L69 255H71L72 257L74 256V259L72 257H69V255H67L68 254ZM78 252H80V253H78ZM118 252L119 253L121 252V254H119ZM146 252L149 253V255L151 257ZM161 252H163V253H161ZM164 252H165V255H164ZM200 252L203 253V254H201ZM207 252H208V255L209 256H211L212 254H214V255H212L211 257H209L207 255L208 257H206L205 255L207 254ZM215 252L216 253L219 252L218 254L221 257L218 256V254H216ZM241 252L243 254H241ZM83 253H85L86 256H84ZM186 253H187V255H186ZM188 253H189V255H188ZM231 253H232V255L230 256L229 254H231ZM56 254H57V256L58 255H60V256L57 257ZM79 254L80 255L82 254L85 257V258L83 257V259H85V260H81L82 259V255L80 256ZM137 254L138 255L140 254V255L138 256ZM162 254H163V256H162L163 258L159 257ZM170 254H171V256H169ZM174 254H175V256H174ZM196 254H197V256H196ZM237 254H240V255L238 256ZM245 254L248 255L249 257L251 256L250 257L251 259L250 258H247L248 256H246ZM61 255H63V256L61 257ZM155 255H157V256H155ZM179 255H180V257H178V260L180 258L181 259L185 258L183 260H179L181 262H179L176 259L177 256H179ZM192 255L194 256V258H193ZM198 255H199V258H198ZM216 255H217V258H215ZM222 255H223V257L225 259L222 257ZM226 255H228V257ZM14 256H16V255H14ZM91 256L92 257L94 256V257L92 258ZM111 256L112 257H115L116 256V257L115 258H112ZM143 256H145V257H143ZM152 256H154V257H152ZM166 256H169V257H166ZM173 256L176 257V258H174ZM201 256H204V258L202 259ZM233 256L235 257V259H237V261L234 259ZM240 256H242L241 258H243L244 256H246V257H244L246 260L244 258L241 260ZM255 256H258V257L255 258ZM78 257H79V259H78ZM89 257L92 260L88 259ZM141 257H143V258H141ZM157 257H158V259L160 261L159 260L157 261ZM170 257H172L174 259H171ZM253 257H254V260H252ZM262 257H263V259H262ZM15 258H17V256ZM15 258L9 259L10 261L7 260L6 262H4V261H1V262H4L3 264H5V263L6 264H11V263L15 264L13 262L14 260H17ZM54 258L53 257H50L51 260H49V261L46 260L45 263L43 261L42 262L44 264H56V263L58 264V262H59V264H64V263L65 264H69V263H66L64 260H62V262H61V260L58 261V259L55 261ZM94 258L97 259L96 262H95ZM135 258H137V259H135ZM147 258H149V259H147ZM166 258H169L171 260H168ZM189 258H190V261H193V262H190L189 261V263H188ZM208 258H211V259L207 260ZM212 258H213V262H212ZM220 258H221V260H220ZM227 258H229V259L231 258V259L230 260L229 259L226 260ZM232 258H233L234 261H236L235 263L233 262ZM36 259H37V257H36ZM66 259H68V260H66ZM154 259H156V260H154ZM70 260H73V261H70ZM74 260H75L76 263H74ZM78 260H79V262H78ZM131 260L132 261L134 260V262H132ZM135 260H137V261H135ZM163 260H164V262H163ZM173 260H175V261H173ZM85 261H87V263ZM123 261H124V263H123ZM148 261L150 263H148ZM197 261L195 262V264H197ZM226 261H229V262H226ZM8 262H10V263H8ZM53 262H56V263H53ZM255 262H254V264H255ZM198 263H199V261H198ZM209 263H207V264H209Z\"/></svg>",
	"mask_w": 264,
	"mask_h": 264
},
{
	"label": "bare ground",
	"instance_id": "bare-ground-1",
	"mask_svg": "<svg viewBox=\"0 0 264 264\" xmlns=\"http://www.w3.org/2000/svg\"><path fill=\"white\" fill-rule=\"evenodd\" d=\"M4 1H6V0H4ZM9 1H11V0H9ZM40 1V0H39ZM63 2V3H65L66 1L68 2L69 0H65V2L63 1V0H60V2ZM72 1V0H71ZM77 1V0H76ZM84 1V0H83ZM90 2H92V0H89ZM88 0H87V2H89ZM95 1V0H94ZM150 1V0H149ZM154 1V0H153ZM155 1H157V0H155ZM165 1V0H164ZM164 1H162V2H164ZM8 2V1H7ZM7 2L5 3V4H7ZM12 2V1H11ZM36 2H38V0L36 1ZM61 2V3H62ZM70 2V1H69ZM68 2V3H69ZM75 1H73V3H74ZM79 1H77V2H75V4L76 5H74L73 4V6L75 7V12L72 10L71 12H72V14L71 13H69L70 15H73V12L74 13H76V11H79L80 10V12H83V11H85L86 12V10H87V8H91L90 7V5H88L89 7H87L86 5H84V3L82 4L83 5V9L85 8L84 6H86L87 8H85L83 11H81V9H79L80 8V6L81 5H79L78 7V9L79 10H76V6H77V3H78ZM84 2H86V0L84 1ZM89 2V3H90ZM96 2V1H95ZM101 2V1H100ZM103 2H105V1H103ZM103 2H102V4L100 5V3H98V5L99 6H101L102 7V5H103ZM146 2H147V0H146ZM146 2H145V5H146ZM151 2V1H150ZM158 2H160L159 0H158ZM180 2V3H179ZM179 2H178V0H166V2L164 3V7H167V9H168V11H167V15H168V17H169V21H168V29L167 28H164L163 27V30L165 29H167L166 31V33H165V37H163L162 39L164 40V42H162L163 43V45H164V48H163V50H164V53H165V56L164 57H162V58H164V60H165V64H166V67H167V64H169L168 65V67L169 66H171L170 64H174V65H176V66H179V68L181 69V71L183 72V76H181V77H184V79H179V80H177V78L175 79V77L174 76H172V74H171V71H170V68L169 69H167V71L165 72H163V74H161L162 75V80H161V82L159 83V84H157L158 86H156V89H154L155 91H157V93H160V92H158L159 90H158V88L159 87H161V91H166L169 95L170 94H172L173 95V97H171L170 99H168L167 98V100H169V102L171 103V108H172V106H174L173 107V109L175 108L176 109V112H177V115H175L177 118H174V123H171L169 120L167 121V124H165V126H170L171 128H173V127H175L176 129V131L178 130L179 131V129H181L180 131L182 132V133H185L186 132V134H188L187 132H189V134H191V132H194L195 134H196V139L198 138H201L202 137V135H200V134H202V133H204V132H207V134H212L213 136H216V137H219L218 135H222V137L223 136H225L226 137V135H228V133L230 132V131H232L233 133V135H235L236 137H235V139H238L239 140V138L241 139V141L238 143V145L236 146V145H234V148L231 150V152L232 151H234V153L233 154H238L236 157H234L233 158V160H232V157H231V160H232V162L231 163H229V164H227V163H224L222 160H220V159H218V158H215V160L211 163V162H209V165L208 166H206L207 165V163H205V160L204 161H202L201 163H196L195 165L193 164V167L191 168V172L193 173V175L195 176L194 177V180H203L204 181V179L205 180H207V184L209 185L210 184V181H212L211 183L212 184H214L215 185V183L217 182V183H219V184H217V186L218 187H220V188H222V192H223V194H222V198H220V197H218V198H220V202L218 201V203H219V209H218V211L216 212V208L214 209L215 210V212H216V215L214 216V213L212 214L213 216L212 217H210V216H208L207 215V213H203V212H201L202 214L200 215V213H199V215H200V217H198V218H201V220H200V222L199 221H197V222H199V225H201V226H199V227H197L198 229L200 228V230H201V232L203 233V231H206L207 229H210L211 230V232L212 233H214V235L215 234H221V231H222V233L224 232V234H226L227 235V237H228V242H226V241H224V236L225 235H221V236H223L222 238H223V242H226L227 244H231V242H234L235 243V241L236 240H238L239 239V237L243 234V232L244 233H246V229H248V227H250V225H252L253 224V222H255L256 223V219H255V217H257V220H259L258 218H260V219H262V221H264V0H186V2H185V0H179ZM40 3V2H39ZM60 3V4H61ZM68 3H65V5L66 4H68ZM81 3V2H80ZM2 4V3H1ZM70 4V6H72V4H71V2L69 3ZM69 4L68 5H66V7L69 9V10H71L68 6H69ZM87 4V3H86ZM97 4V3H96ZM107 3H105V7L106 6H108V5H106ZM149 5H151L150 3H148ZM161 4V3H160ZM160 4L158 5L159 6V8L161 7L160 6ZM64 5V4H63ZM91 5H93L92 3H91ZM98 5H94V7H95V9H93V12L96 10V7H98ZM144 5V4H143ZM149 5H147V6H149ZM61 6H62V4H61ZM162 6H163V4H162ZM65 7V8H66ZM62 8V7H61ZM60 7H59V9H61ZM67 8H66V10H67ZM92 8H93V6H92ZM92 8H91V11H92ZM100 7H98V9H99ZM103 8V7H102ZM102 8H100V9H102ZM129 8V7H128ZM139 8V7H138ZM144 8V7H143ZM146 8V7H145ZM149 8H153V6L152 7H149ZM99 9V10H100ZM107 9H110L109 8V6L107 7ZM148 9V7L146 8V10ZM153 9H155V8H153ZM157 9V8H156ZM164 9V8H163ZM163 9H161V11L163 10ZM166 9V10H167ZM3 10V9H2ZM62 11L64 10L63 8L61 9ZM60 10V11H61ZM103 10V9H102ZM102 10H100V11H102ZM128 10V9H127ZM134 10H136V9H134ZM138 10V9H137ZM144 10V9H143ZM159 10V9H158ZM207 11V12H205V13H207V14H209L208 16H209V18L207 19V22L209 21V23L211 22V24L209 25V23H198V27H196V26H194L193 24H192V19H195V16H196V14L198 15L199 14V16H202V15H200V13H197V12H199V11H201V13H204V12H202V11ZM5 11V10H4ZM61 11V12H62ZM90 11V10H89ZM90 11V12H91ZM142 11V10H141ZM141 11H137L138 13L140 12L141 13ZM151 11V10H150ZM149 11V12H150ZM153 11H155V10H153ZM160 11V12H161ZM59 12V11H58ZM61 12L59 13V14H61ZM64 12H65V10H64ZM90 12H86L87 13V15L90 13ZM92 12V13H93ZM98 12V14L100 13L99 11H97L96 10V13ZM107 13L109 12V11H106ZM128 13L130 12V9H129V11H127ZM135 12V11H134ZM148 12V11H147ZM157 12V11H156ZM63 13V12H62ZM78 13V12H77ZM76 13V14H77ZM85 13V14H86ZM92 13H90V15H92ZM103 13V12H102ZM107 13H105L104 12V14H107ZM131 13V12H130ZM129 13V14H130ZM139 13V14H140ZM155 13V12H154ZM159 13V11L156 13V14H154L153 16H155L156 17V15ZM1 14V13H0ZM65 14L67 15L68 13H67V11L65 12ZM68 14V15H69ZM79 15H80V13H78ZM82 14V18H83V13H81ZM93 14H95V13H93ZM101 14V13H100ZM110 13H108V15H109ZM142 14V13H141ZM141 14L139 15V16H141ZM143 14H144V12H143ZM148 15V20L150 21V20H153V19H151V17H152V15H151V17H149L150 15H149V13H147ZM151 14H153V12L151 13ZM57 16H58V14H56ZM62 15V14H61ZM61 15H59V16H61ZM65 15V16H66ZM67 15V16H68ZM107 15V18H106V20H105V18L103 19V18H101L102 20H105L106 22H107V20L109 19L108 16ZM165 14H163V16H164ZM57 16L56 17H54V20H55V18H57ZM64 16V15H63ZM94 16V15H93ZM90 17V18H94V17ZM98 16V15H97ZM96 16V17H97ZM145 16V15H144ZM144 16L142 17L141 16V18L144 20ZM158 16V15H157ZM207 16V17H208ZM72 17V16H71ZM76 17V15L74 16V18ZM84 17L86 18V16L84 15ZM100 17H102V14H101V16L99 15V18ZM110 17H111V15H110ZM159 17V16H158ZM165 17V16H164ZM163 17V18H164ZM198 17V16H197ZM65 18L66 17H64V21L63 22H65V23H63V24H65L64 26L67 28V26L68 25H70L69 23H68V25L66 24L67 23V21L69 20V18L68 19H66L65 20ZM74 18H71V20L73 21L74 20ZM81 18V17H80ZM84 18V19H85ZM98 18V17H97ZM97 18H94V19H97ZM137 18H139V17H137ZM167 18V17H166ZM165 18V20H167ZM199 18V17H198ZM60 20H61V17L59 18ZM75 19H77V18H75ZM94 19H93V21H94ZM158 19V18H157ZM161 19V18H160ZM160 19H158L157 20V22L160 20ZM202 19V18H201ZM53 20V21H54ZM71 20H69V21H71ZM80 20V19H79ZM91 20V19H90ZM90 20L88 21V22H90ZM99 20V19H98ZM102 20H100V21H102ZM138 20V19H137ZM137 20H136V22H137ZM140 20V22H142L141 21V19H139ZM146 20V19H145ZM164 20V21H165ZM196 20H198V19H196ZM205 20V19H204ZM62 21V20H61ZM84 21H86V20H83L82 19V21L81 22H84ZM104 21V22H105ZM161 21H163V19L161 20ZM195 21V20H194ZM200 21V20H199ZM198 21V22H199ZM202 21V20H201ZM54 22H56V20L54 21ZM74 22H77V21H73L72 23H74ZM80 22V21H79ZM78 22V23H79ZM96 22V21H95ZM98 22V21H97ZM103 22V21H102ZM104 22H103V24H104ZM139 22V23H140ZM151 22V21H150ZM149 22V23H150ZM153 22L154 21H152V23L151 24H153ZM41 23V22H40ZM49 23H53V22H49ZM93 23V22H92ZM155 23V22H154ZM62 24V23H61ZM75 24V23H74ZM83 24H85V23H83ZM88 23L86 22V25H87ZM95 24V23H94ZM93 24V25H94ZM107 24V23H106ZM137 24V23H136ZM143 24V23H142ZM145 24H146V21H145ZM150 24V25H151ZM157 24V23H156ZM161 24H163V23H160V25ZM192 24V25H191ZM195 24V23H194ZM203 24H207V26L205 25H203ZM52 25V24H51ZM73 25V24H72ZM71 25V26H72ZM81 25V26H80ZM80 25H78V26H80V27H82V26H84V25H82L81 23H80ZM90 25H91V22H90ZM93 25H91L92 26V30L95 28V26H94V28H93ZM95 25H97V23L95 24ZM99 26L101 25V23H99L98 24ZM138 25V24H137ZM148 25V24H147ZM154 26H156L155 24H153ZM157 25H159V24H157ZM159 25V26H160ZM199 25H201V26H199ZM203 25V26H202ZM209 25V26H208ZM75 26V25H74ZM91 26H89V28L91 27ZM103 27L104 26H106V27H110V26H107V25H102ZM139 26V25H138ZM152 26V25H151ZM143 27V28H154V26H152V27ZM162 26H164V25H162ZM25 27V26H24ZM53 27V26H52ZM55 27V26H54ZM54 27L52 28V29H54ZM70 27V26H69ZM76 27V26H75ZM84 27H86V26H84ZM134 27H137V26H134ZM157 27V26H156ZM155 27V28H156ZM199 27H201V28H199ZM44 28V27H43ZM46 28V27H45ZM55 28H57V27H55ZM65 28V29H66ZM78 28V27H77ZM102 28V27H101ZM143 29L142 27H140L139 26V29ZM152 28V29H153ZM160 28V27H159ZM48 29H50V28H48ZM52 29H50L51 31H52ZM59 28H57V30H58ZM62 29V28H61ZM69 29H72L71 27L69 28ZM69 29H67L64 33L62 32V34H65L66 35V32L69 30ZM75 29V28H74ZM81 29H83V28H80L79 30H76L75 31V33H77V31H78V33L77 34H79V31L81 30ZM99 29V28H98ZM102 29H105V28H102ZM102 29H100V30H102ZM138 28H137V31L139 30ZM158 31H159V29L158 28H156ZM56 30V29H55ZM86 30H88V28H86ZM89 30H91V28L89 29ZM88 30V31H89ZM111 30V29H110ZM109 30V31H110ZM135 31H136V29H134ZM134 30H133V32H134ZM148 30V29H147ZM160 30H162V29H160ZM162 30V31H163ZM19 32L21 31V29L20 30H18ZM17 31V32H18ZM23 31V30H22ZM43 31V30H42ZM54 31V30H53ZM61 31V30H60ZM70 31H73V30H70ZM82 31H84V30H81L80 32H82ZM98 31V30H97ZM97 31H94L93 30V33L94 32H97ZM107 31V30H106ZM144 31H146V29L144 30ZM153 31H155V29L153 30ZM25 32H26V29H25ZM69 32V31H68ZM67 32V33H68ZM85 32V31H84ZM92 32V31H91ZM105 32V31H104ZM111 32V31H110ZM124 32V31H123ZM125 32H127V31H125ZM125 32H124V35H126L125 34ZM141 31L139 30V33H140ZM148 31H146V33H147ZM32 33V32H31ZM35 34H37L36 32H34ZM51 33V32H50ZM49 33V34H50ZM58 34H59V32H57ZM56 33V34H57ZM61 33V32H60ZM85 33H90V32H85ZM84 33V34H85ZM142 33V32H141ZM163 33V32H162ZM162 33H160V34H162ZM23 34V32H20V35H22ZM25 34V33H24ZM28 34V33H27ZM43 34V33H42ZM52 34L53 33H51V37H52ZM55 34V32H54V35H56ZM69 34H71V33H69ZM94 34H96V33H94ZM93 34V35H94ZM127 34H129L128 32H127ZM144 34V33H143ZM149 34V33H148ZM155 34H158V33H155ZM160 34H158V35H160ZM29 35H31V34H28V36ZM54 35H53V37H54ZM72 35V34H71ZM70 35V36H71ZM75 35V34H74ZM73 35V36H74ZM81 35H83V34H81ZM81 35L79 36V37H81ZM92 35V36H93ZM132 35V34H131ZM135 35V34H134ZM139 35V34H138ZM137 35V33H136V37L138 36ZM164 35V34H163ZM162 35V36H163ZM24 36V35H23ZM39 36V35H38ZM42 36H44V35H42ZM57 37H58V35H56ZM67 36L69 37V35L67 34ZM85 36H87V37H90L88 34L87 35H85ZM84 36V37H85ZM91 36V37H92ZM123 36V35H122ZM127 36V35H126ZM140 36V35H139ZM141 36H142V34H141ZM144 36V35H143ZM146 36V35H145ZM150 35H148V37H149ZM21 37V36H20ZM19 37V38H20ZM24 37H27V36H24ZM57 37H55V38H57ZM61 37V34H60V36H59V38ZM72 37V36H71ZM74 37H76V35L74 36ZM83 37V36H82ZM81 37V38H82ZM156 37V36H155ZM158 38H159V36H157ZM64 39H65V37H63ZM78 38V37H77ZM80 38V39H81ZM139 38V37H138ZM141 38V37H140ZM145 38V37H144ZM157 38V39H158ZM22 39V38H21ZM21 39H20V41H21ZM50 40H51V38H49ZM58 39V38H57ZM61 40H63L62 38H60ZM66 39H68V38H66ZM75 40L73 41V42H75L76 41V38H74ZM79 39V38H78ZM86 39V38H85ZM89 39V38H88ZM142 39V38H141ZM150 39H153V38H150ZM149 39V40H150ZM154 39H156V38H154ZM39 40H41V39H39ZM70 40H71V42H67L69 45H70V43H72V39L70 38ZM70 40H67V41H70ZM143 40V39H142ZM145 40V39H144ZM51 41H54V40H51ZM64 41V40H63ZM66 41V40H65ZM87 41V40H86ZM88 41H90V42H92L91 40H88ZM131 41H132V38H131ZM133 41H135V40H133ZM157 41V40H156ZM156 41H154L155 43H156ZM161 41V40H160ZM160 41H157L158 43L160 42ZM81 42H83V41H81ZM89 42V43H90ZM124 42V41H123ZM122 42V43H123ZM128 42V41H127ZM141 42V41H140ZM150 42V41H149ZM59 43V42H58ZM58 43H56V44H58ZM61 44H62V42H60ZM135 43V42H134ZM133 43V44H134ZM157 43V44H158ZM53 44H55V42L53 43ZM94 44V43H93ZM130 44V43H129ZM141 44V43H140ZM139 44V45H140ZM143 44V43H142ZM146 43H144V45H145ZM150 44V43H149ZM148 44V45H149ZM59 45V44H58ZM72 45V44H71ZM89 45H91V44H89ZM137 44H135V46H136ZM148 45L147 46H145V47H148ZM156 45V44H155ZM159 45V44H158ZM160 45H162V44H160ZM195 45H200L199 47H200V49L197 47V49H199V51L201 50V55L200 56H202L201 58H199L200 59V62H201V64L204 66V64L207 62V61H209V68H207V69H205L207 72L206 73H204V74H202L200 71H198L197 70V73L198 72H200L202 75H200L199 77H196L195 76V72H194V65H196V63L194 64V60H195V58L196 57H194V54H195V52H194V50H193V47L195 46ZM61 46V45H60ZM59 46V47H60ZM64 46H65V44H64ZM64 46H62L61 48L62 49H65L64 48ZM127 46H129V45H127ZM131 46V45H130ZM58 47V48H59ZM66 47V46H65ZM156 47H157V45H156ZM60 48V49H61ZM136 49H137V47H135ZM139 48V47H138ZM56 49H57V47H56ZM61 49V50H62ZM67 49V48H66ZM66 49H65V51H66ZM130 49V51L132 50V47L131 48H129ZM142 49V48H141ZM149 49V48H148ZM147 49V50H148ZM151 49V48H150ZM153 49H154V47H153ZM160 49V48H159ZM134 50V49H133ZM138 50H140V49H138ZM138 50H137V52H138ZM155 50V49H154ZM136 51V50H135ZM135 51H133V53L135 52ZM145 50H143V52H144ZM161 51H162V49H161ZM161 51H157V52H161ZM203 51V52H202ZM59 52V51H58ZM132 52V51H131ZM147 52L148 51H146L145 53L147 54ZM154 52H156V51H153L152 53H151V55L152 54H154ZM198 52V51H197ZM62 53H63V50H62ZM127 53V52H126ZM130 53V52H129ZM139 53V52H138ZM137 53V54H138ZM140 53H142V52H140ZM199 53V54H200ZM128 54V53H127ZM143 54V53H142ZM146 54L143 56V55H141V56H143V57H145L146 56ZM149 54V53H148ZM158 55V54H160V53H155L154 55ZM162 54H163V51H162ZM130 55V54H129ZM156 55V56H157ZM136 56H138V55H136ZM149 56H150V54H149ZM149 56H147V57H149ZM155 56V57H156ZM159 56V55H158ZM162 56V55H161ZM197 56V55H196ZM125 57H126V55H125ZM132 58H134L133 56H131ZM198 57V56H197ZM131 58V59H132ZM160 58V57H159ZM59 59V58H58ZM139 59H142L141 57H139ZM145 59H146V57H145ZM150 59V58H149ZM149 59H146L147 61L149 60ZM137 60H138V57H137ZM150 60H154V59H150ZM164 60H163V62H164ZM167 60V61H166ZM143 61V60H142ZM142 61L140 62L139 60H138V63H137V65L139 64V63H142ZM155 61V60H154ZM134 62V61H133ZM145 61H143V63H144ZM156 62V61H155ZM159 62V61H158ZM189 62V66H187L186 64ZM199 62V63H200ZM149 63V62H148ZM153 63V62H152ZM160 63V62H159ZM146 64V63H145ZM145 64H140L141 66L142 65H145ZM157 64V63H156ZM198 64V63H197ZM139 65V66H140ZM147 66H148V64H146ZM146 65L144 66L145 68H146ZM153 65H155V64H153ZM153 65H151L150 64V66H153ZM164 65V64H163ZM186 65V66H185ZM208 65V64H207ZM140 66V67H141ZM158 66V65H157ZM156 66V67H157ZM161 66V65H160ZM159 66V67H160ZM203 66H200L199 67V70H200V68L201 67H203ZM30 67V66H29ZM135 67V66H134ZM138 67V66H137ZM137 67H136V69H137ZM155 67V66H154ZM165 67V68H166ZM167 67V68H168ZM172 67V66H171ZM206 67V66H205ZM26 68H28V67H26ZM31 68V67H30ZM133 68V67H132ZM143 68V67H142ZM149 68V67H148ZM147 68V69H148ZM146 69V70H147ZM150 69V68H149ZM152 69H153V67H152ZM152 69H150V70H152ZM154 69H156V68H154ZM154 69H153V72L155 73V71H154ZM160 69V68H159ZM164 69V68H163ZM163 69H162V71H163ZM60 70V69H59ZM132 70V69H131ZM134 70V69H133ZM140 70V69H139ZM157 70V69H156ZM161 70V69H160ZM171 70H175V69H171ZM177 70H179V69H177ZM202 70V69H201ZM27 71V70H26ZM32 71H33V69H32ZM136 71H138V70H136ZM143 71V70H142ZM161 71V72H162ZM195 71H196V69H195ZM28 72H29V69H28ZM34 72V74H36L37 72H35V70L33 71ZM32 72V73H33ZM59 72V71H58ZM148 72H149V70H148ZM178 71H176L175 72V75H176V73H177ZM180 72V71H179ZM31 73V75H33ZM134 73V72H133ZM137 73V72H136ZM136 73H135V75H136ZM144 73H145V71H144ZM157 73V72H156ZM159 73H160V71H159ZM174 73V72H173ZM138 74V73H137ZM142 74V73H141ZM148 74H150V72L148 73ZM26 75H28L27 73H26ZM37 75V74H36ZM35 75V76H36ZM145 75V74H144ZM153 75V74H152ZM160 75V74H159ZM174 75V74H173ZM131 75L129 74V77H130ZM133 76V75H132ZM138 76H140V74H138L137 75V78H138ZM150 76H151V74H150ZM150 76H148V77H150ZM153 76H155V75H153ZM30 77V76H29ZM129 77H127V78H129ZM141 77V76H140ZM139 77V78H140ZM155 77H157V76H155ZM179 77V76H178ZM180 77V78H181ZM33 78V77H32ZM32 78H30V79H32ZM146 77H144L143 79H145ZM151 78V77H150ZM29 79V78H28ZM34 79V78H33ZM36 79V78H35ZM157 79H159L160 80V78H157ZM139 80V79H138ZM15 81V80H14ZM128 81V80H127ZM136 81H137V79H136ZM141 81V80H140ZM140 81H137V82H139L140 83ZM144 81V80H143ZM148 81V80H147ZM150 81V80H149ZM152 81V80H151ZM154 81V80H153ZM17 82V81H16ZM130 82V81H129ZM128 82V83H129ZM154 82H156V81H154ZM157 82H159L158 80H157ZM167 82V83H166ZM144 83H146V82H144ZM162 83H165V84H162ZM149 84V83H148ZM147 84V85H148ZM160 84H162V86H160ZM151 85V84H150ZM155 85V84H154ZM24 86V85H23ZM143 87H144V84L142 85ZM141 86V87H142ZM186 86V87H185ZM25 87V86H24ZM145 87H146V85H145ZM150 87V86H149ZM152 87V86H151ZM154 88V87H153ZM25 89V88H24ZM30 89V88H29ZM34 89V88H33ZM23 90V89H22ZM32 90V89H31ZM146 90H148V88L146 89ZM150 90L153 92L154 90H152V88L151 89H149V91L148 92H150ZM24 91V90H23ZM145 92V91H144ZM49 94V93H48ZM48 94H47V96H48ZM149 95H150V93H148ZM155 94H156V92H155ZM154 93H153V95H155ZM164 94V93H163ZM166 94V93H165ZM164 94V95H165ZM145 95H146V93H145ZM151 95H152V93H151ZM160 95V94H159ZM158 95V97H160ZM47 96H46V98H47ZM27 97V96H26ZM25 97V98H26ZM53 97V96H52ZM52 97H50L51 99H53ZM100 97V96H99ZM99 97H96V98H98L99 99ZM143 97H144V95H143ZM150 97V96H149ZM158 97H157V99H158ZM162 97V96H161ZM167 97V96H166ZM29 98V97H28ZM45 98V99H46ZM48 98H49V96H48ZM57 98V97H56ZM56 98L55 99H53V101L54 100H56ZM60 98V97H59ZM59 98H57L58 100H59ZM80 99H81V97H79ZM95 98V97H94ZM102 98V97H101ZM100 98V99H101ZM104 98V97H103ZM102 98V99H103ZM136 98V97H135ZM134 98V99H135ZM142 98V97H141ZM154 98H156V97H154L153 96V99ZM43 99V98H42ZM61 99H63L62 97H61ZM60 99V100H61ZM99 99V100H100ZM101 99V100H102ZM105 99V101H107L106 100V98H104ZM117 99H118V97H117ZM149 99V98H148ZM164 99V98H163ZM26 100H27V98H26ZM44 100V99H43ZM49 100V99H48ZM92 100H94L95 101V99H92ZM97 100V99H96ZM98 100V101H99ZM120 100V99H119ZM28 101V100H27ZM52 101V100H51ZM51 101H50V103H51ZM79 101V100H78ZM123 101V100H122ZM125 101H127V100H125ZM136 101H138V100H136ZM151 101V100H150ZM156 101V100H155ZM154 101V102H155ZM159 101V100H158ZM163 101H166V98L163 100ZM43 102V101H42ZM47 102L48 101H46L45 103L47 104ZM56 101H54V103H55ZM61 102V101H60ZM80 102H81V100H80ZM101 102V101H100ZM120 102L121 101H119V104H120ZM128 102V101H127ZM135 102V101H134ZM133 102V103H134ZM63 103V102H62ZM94 103V102H93ZM126 103V102H125ZM131 103V102H130ZM148 103V102H147ZM160 103H161V100H160ZM44 104V103H43ZM53 104V103H52ZM56 104H58V107H57V105H55L56 106V108H58L59 109V103L58 102H56ZM94 104H96V103H94ZM116 104H117V102H116ZM136 104V103H135ZM138 104V103H137ZM150 104V103H149ZM149 104H147V105H145V106H148ZM153 104V103H152ZM157 104H159L158 102H157ZM156 104V105H157ZM166 104V103H165ZM168 104V103H167ZM167 104H166V106H167ZM133 105V104H132ZM154 105V104H153ZM161 105H163V104H161ZM61 106H62V104H61ZM99 106V105H98ZM101 106V105H100ZM135 106V105H134ZM142 106H144V105H142ZM144 106V107H145ZM158 106V105H157ZM160 106V105H159ZM158 106V107H159ZM165 106V105H164ZM143 107V108H144ZM48 108V107H47ZM52 108V107H51ZM51 108H48L49 110H51ZM55 108V109H56ZM146 108V107H145ZM162 108L164 109V107L162 106ZM167 108H169V107H167ZM166 108V109H167ZM47 109V110H48ZM147 109V108H146ZM145 109V110H146ZM156 109V108H155ZM160 111H161V107L160 108H158ZM52 110H54L53 108H52ZM157 110V109H156ZM170 110V109H169ZM44 111H46V110H44ZM165 111V110H164ZM171 111V110H170ZM169 111V112H170ZM174 112H175V110H173ZM172 111V112H173ZM49 112V111H48ZM130 112V111H129ZM162 112H163V110H162ZM171 112V113H172ZM46 113V112H45ZM52 115H53V117L55 116L54 114H55V112H53L52 111ZM93 113H94V111H93ZM145 113V112H144ZM164 113V112H163ZM41 113H38V115H39V117L41 118V120H42V117H41V115H43V113L40 115ZM47 114V113H46ZM49 114H50V112H49ZM48 114V115H49ZM95 114V113H94ZM172 114H174V113H172ZM48 115H46L47 117H49V119H51L50 118V116H52L51 114H50V116H48ZM163 115H166V114H163ZM45 116V115H44ZM152 117H153V115H151ZM150 117V116H149ZM151 117V118H152ZM167 117H168V114H167ZM171 117H173V116H171ZM29 117H27V119H28ZM56 118V117H55ZM54 118V119H55ZM165 118H166V116H165ZM168 118H170V117H168ZM167 118V119H168ZM33 119V118H32ZM145 119V118H144ZM160 119V118H159ZM173 118H171V120H172ZM30 120V122H31V119H29ZM48 120V119H47ZM51 120H53V119H51ZM146 120H148V119H146ZM145 120V121H146ZM161 120V119H160ZM163 120V119H162ZM28 121V120H27ZM44 121H46L45 119H44ZM164 121H165V119H164ZM172 121V122H173ZM32 122H33V120H32ZM31 122V123H32ZM161 122V121H160ZM166 122V121H165ZM46 123V122H45ZM50 123V121L48 122V124ZM53 123V122H52ZM163 123V122H162ZM29 124V123H28ZM161 124V123H160ZM44 126H49V125H47V124H45ZM51 126V125H50ZM49 126V127H50ZM164 126V127H165ZM46 127V128H47ZM48 127V128H49ZM160 128H162L161 126H159ZM51 128V127H50ZM53 128V127H52ZM171 128H169V127H167V129H170L171 130ZM159 129V128H158ZM157 129V130H158ZM164 128H162V130H163ZM166 129V130H167ZM174 129V128H173ZM173 129H172V131H173ZM54 130V129H53ZM162 130L160 129L159 131H161L162 132ZM46 131H47V129H46ZM51 131V130H50ZM158 131V132H159ZM168 131V130H167ZM166 131V133H168ZM179 131V135L181 134V132ZM52 132H55V131H52ZM57 132V131H56ZM161 132H159V133H161ZM165 132V129H164V131H163V133ZM225 132H227L226 133V135H224L225 134ZM162 133V134H163ZM174 133H175V131H174ZM193 133V134H194ZM53 134V133H52ZM57 134V133H56ZM158 134V133H157ZM156 134V135H157ZM185 134V135H186ZM193 134L191 135V136H193ZM164 135H165V133H164ZM167 135V134H166ZM168 135H170V132H169V134ZM172 135V134H171ZM184 135V134H183ZM183 135H181L182 137H184ZM212 135H210V137H212ZM233 135H231V132H230V134H229V136H231L230 138L231 139H233ZM173 136H174V134H173ZM172 136V137H173ZM191 136H189V137H191ZM195 136V135H194ZM229 136H228V138H229ZM176 137H177V135H176ZM180 137V136H179ZM178 137V138H179ZM187 138H189L188 136H186ZM186 137H184V138H186ZM203 137H209V136H203ZM214 138V137H212L213 139H212V141H218V138ZM173 138H175V137H173ZM177 138V139H178ZM168 139V138H167ZM170 139H171V137H170ZM170 139H168V141L170 140ZM176 139V138H175ZM180 139V138H179ZM194 139V138H193ZM196 140L195 141V139H194V141H195V143H196V145H197V147H198V144L199 145H201L200 143H198V142H201L202 141V139H199V140ZM203 139H205V138H203ZM208 139V138H207ZM190 141H191V139H189ZM237 140V141H238ZM172 141V140H171ZM178 141V140H177ZM176 140H175V142H177ZM208 141V140H207ZM207 141H206V143H207ZM210 141V140H209ZM231 141V140H230ZM233 141H234V139H233ZM173 142H174V140H173ZM179 142V146H180V144H182V143H180L181 142V140L180 141H178ZM177 142V143H178ZM192 142V141H191ZM235 142V141H234ZM172 143V142H171ZM202 143V142H201ZM205 143V142H204ZM208 143H210L209 145V147L211 148V150H212V152H217V146H218V144L217 145H215V144H213L212 142H208ZM208 143H207V146H208ZM173 144V143H172ZM235 144H237V143H235ZM156 145V144H155ZM183 145V144H182ZM196 145H195V147H196ZM204 144H202V146H203ZM221 145V144H220ZM228 145H230V144H228ZM233 145V144H232ZM201 146V147H202ZM205 146V145H204ZM204 146H203V148H204ZM183 147V146H182ZM181 147V148H182ZM193 147H194V145H193ZM194 147V148H195ZM196 147V149H195V151H193L192 149H191V151H193L194 153H205V152H201L202 150H201V147L200 148H197ZM193 148V149H194ZM208 147H206V149H207ZM218 148H219V146H218ZM226 148V147H225ZM227 148H228V146H227ZM200 149V150H199ZM205 148L203 149L204 151H207ZM188 150V149H187ZM210 150V149H209ZM189 151V150H188ZM218 151H219V149H218ZM228 152H229V150H227ZM226 151V152H227ZM239 152V153H241V154H239V153H236V152ZM186 152V151H185ZM190 152V151H189ZM188 152V153H189ZM211 152V153H212ZM222 152H225V151H223L222 149H221V151H219L218 153H222ZM38 153V152H37ZM209 153H210V151H209ZM215 155H216V153H214ZM230 154V153H229ZM37 155V154H36ZM221 155V154H220ZM32 158V157H31ZM34 158V157H33ZM212 159H213V157H212ZM212 159H210V160H212ZM211 163V164H210ZM31 167H29L28 169H30ZM34 168V167H33ZM31 169V170H35V169ZM23 169H25V168H23ZM26 169H27V167H26ZM25 169V170H26ZM41 169V168H40ZM57 169V168H56ZM31 170H30V172H31ZM37 170V169H36ZM38 170H39V168H38ZM44 170V169H43ZM50 170L51 169H49V173H48V175L47 176H49V174H51L50 173ZM66 170V169H65ZM70 170V169H69ZM74 170H76V169H74ZM111 170V169H110ZM113 170H115V169H113ZM189 170V169H188ZM20 171V170H19ZM23 171V170H22ZM28 171V173H26L25 171H24V173H21V172H19L18 174H19V176H20V173H21V178H22V181L23 182H29L28 181V179H29V177H28V174H29V170H27ZM40 171V172H39ZM36 174V176L37 177H42V176H44L43 174H42V172H41V170H39ZM64 171V170H63ZM67 171V170H66ZM65 171V172H66ZM73 171V170H72ZM72 171H67L68 173H71ZM186 171V170H185ZM36 172V171H35ZM44 172H47V171H44ZM66 172V173H67ZM81 172V171H80ZM108 172V171H107ZM105 170L104 171H102V172H100L101 173V175H102V182L104 181V183H105V178L107 179V177H109V174H108V176L106 175V173H107ZM114 172V171H113ZM118 172V171H117ZM122 172V171H121ZM159 172V171H158ZM160 172H161V170H160ZM175 172V174L174 175H176V173H178V172H176V171H174ZM173 172V173H174ZM57 173H58V171H57ZM56 173V174H57ZM62 173H64V172H62ZM61 173V174H62ZM76 173V172H75ZM74 173V174H75ZM86 173H88V172H86ZM109 173V172H108ZM127 173V172H126ZM131 173V172H130ZM153 173V172H152ZM162 173V172H161ZM164 173V172H163ZM172 173V172H171ZM171 173H170V175H171ZM186 173V172H185ZM188 173H190V172H188ZM209 174V175H207V174ZM52 174H54V172H52ZM51 174V175H52ZM112 174V173H111ZM114 174V173H113ZM117 174V173H116ZM125 174V173H124ZM137 174V173H136ZM154 174H157V173H154ZM191 174V173H190ZM30 175V174H29ZM63 175V174H62ZM66 176H63V177H66V179L68 178L67 177V174H65ZM73 174H71V176H72ZM75 175H77V174H75ZM118 175V174H117ZM117 175H115V176H117ZM126 175V174H125ZM128 175H129V173H128ZM131 175H134V174H131ZM130 175V176H131ZM170 175H169V177H170ZM173 175V174H172ZM173 175V176H174ZM178 175H179V173H178ZM193 175H190V177H189V179L191 178V176H193ZM31 176V175H30ZM35 176V174H33V177ZM53 176V175H52ZM57 176V175H56ZM55 176V177H56ZM69 176V175H68ZM78 176V175H77ZM80 176V175H79ZM81 176H83L82 174H81ZM107 176V177H106ZM112 176V175H111ZM124 176V175H123ZM122 176V177H123ZM129 176V177H130ZM135 176H137V175H135ZM186 176H187V173H186ZM210 176V179L208 178ZM0 177H1V175H0ZM51 177V176H50ZM59 177H60V175H59ZM58 177V178H59ZM63 177H62V179H63ZM73 177V176H72ZM127 177V176H126ZM128 177V179H130ZM177 177V176H176ZM182 177H184L183 175H182ZM45 178H47V177H45ZM57 178V177H56ZM74 178V177H73ZM73 178H70L69 177V180H73ZM113 178H115V177H113ZM174 178H175V176H174ZM174 178H171V180H174ZM186 177H184V178H182V181H184V179H185ZM34 179H36V178H34ZM43 179V178H42ZM61 179V178H60ZM66 179H64V181L66 180ZM74 179H76V178H74ZM88 179V178H87ZM116 179V178H115ZM135 179V178H134ZM133 179V180H134ZM181 179V178H180ZM18 180V179H17ZM20 180V182H21V179H19ZM31 180V179H30ZM39 180V179H38ZM54 180V179H53ZM69 180H66V181H69ZM111 179H109L108 181H110ZM127 180V179H126ZM132 180V181H133ZM136 181H137V178L135 179ZM177 180V179H176ZM178 180H179V178H178ZM186 180H187V182H188V179L186 178ZM186 180H185V182H186ZM191 180H193V179H191ZM193 180V181H194ZM213 180H216V182L215 181H213ZM34 181V180H33ZM41 181H43V180H41ZM46 181V180H45ZM64 181L63 182H61V181H57V183H58V186L59 185H64V184H67V183H64ZM74 181V180H73ZM85 181V180H84ZM83 181V183H86V182H84ZM112 181V180H111ZM120 181H122V180H120ZM131 181V182H132ZM175 181V180H174ZM197 181V182H198ZM203 181L201 182V183H203ZM0 182H1V179H0ZM17 182H19V181H17ZM16 182V183H17ZM36 182V185L38 184L37 183V180L35 181ZM35 182H32V189L33 190H31V191H34L35 192V196H34V199L36 198V204H38V207L40 206L41 208H42V206L43 205H46L47 206V213H45V211H43L45 214H46V216L44 215V213H43V216H44V218H42V219H40V222H41V224L42 223H47L48 224V222L50 223V224H48L49 226H51V223L52 222H54V221H57L56 219H59V218H57V216H58V214H60V213H63V211L65 210V208H67L68 206H67V204H65V203H63V204H65L67 207H65V205H63L64 206V208H63V206H62V203H59L58 201L59 200H61V201H63V196H64V198L67 196V195H69V192L67 193V194H61V192H56V194H55V192H53L52 190H54L53 188L54 187H56L57 185H52V190H50L51 188H48V187H46V185L45 186H40L41 184H42V182H40V181H38L39 183H41L39 186L41 187V188H37V187H35L36 185L35 184H33V183H35ZM123 182V181H122ZM127 182H129V180H127ZM177 182V181H176ZM197 182H195L194 181V183L197 185ZM206 182V181H205ZM215 182V183H214ZM25 183H19L20 185H18L15 189H13V190H11L10 191V189L8 190V192H7V190H6V193L10 196V197H12L11 199H9L8 200V202H6L5 204H3L2 202H0V234H1V232L2 231H4L5 232V236L3 237V239H0V263L1 264H3L4 262H6L7 260H9V259H12V258H15L16 256H17V258H15V259H17V260H14L13 262L15 263V264H44L45 263V261L46 260H51L50 259V257H53L54 258V256H44L42 253H44V250H42V246L45 244V242L47 241V243L49 242L48 241V239H51L52 240V237H54V236H52L53 235V232H54V234H56V236L55 237H57V234H58V237L60 238V236L62 237H64V235H62V233H60L59 232V229L57 230V228L55 227H52L53 229H52V231L50 230V231H45V232H47V233H42V230H40V232L39 233H42V234H40V236L37 238V239H34V238H32V240H30L29 238L31 237H29L28 235L26 236L25 235V233L24 234H20V235H18V234H16L14 231H15V228H17L18 230H22V231H26L27 230V228H28V224H30L31 225V223H29V221L30 220H26L27 222H25V220H23V219H21L20 217L21 216H23L21 213L17 216L18 218L14 221V222H12V226L11 227H13V229L14 230H12V229H7V226H5V223L7 222H5V218H6V215L7 214H14L16 211V205L17 206H19L20 207V209H22V213H25L26 212V215H24V216H26V219H29V217H28V215L30 216V213H29V210L26 208H23L22 206H21V204H27V202L25 201V197H27V196H25V192H28L26 189H25V187L27 186V184L28 183H26V186L24 187V185H25ZM44 183V182H43ZM45 183H47V182H45ZM54 183H55V181H54ZM62 183H64V184H62ZM78 183V182H77ZM106 183H107V181H106ZM111 183H113V182H111ZM134 183H135V181H134ZM137 183H138V181H137ZM171 183H173V181H171ZM175 183V182H174ZM173 183V184H174ZM182 183H184V182H182ZM181 183V184H182ZM22 184H23V187H21L22 186ZM48 184V183H47ZM50 185L52 184V183H49ZM69 184V183H68ZM72 184V183H71ZM73 184H74V182H73ZM72 184V185H73ZM79 184V183H78ZM78 184H77V186H78ZM80 184H81V182H80ZM103 184V183H102ZM131 184V183H130ZM188 184V183H187ZM186 184V185H187ZM193 183H191L190 185L192 186V187H194L193 185H192ZM200 184V183H199ZM204 184H206V183H204ZM212 184L210 185L211 187H212V189L213 188H216L215 186L213 187L212 186ZM220 184H222L221 186H219ZM74 185H76V183L74 184ZM107 185V184H106ZM112 185V184H111ZM118 185L119 184H117L116 186L118 187ZM137 185V184H136ZM176 185H177V183H176ZM29 188H31V185L29 184ZM49 186V185H48ZM108 186H109V184H108ZM115 186V185H114ZM126 186V185H125ZM129 186V185H128ZM132 185H130V187H131ZM139 186V185H138ZM178 186V185H177ZM182 186H183V184H182ZM198 187H199V185H197ZM50 187V186H49ZM67 187V186H66ZM69 187H70V185H69ZM68 187V188H69ZM91 187V186H90ZM107 187V186H106ZM169 187V186H168ZM174 188H175V186H173ZM178 187H181L180 186V184H179V186ZM177 187V191H178V188ZM198 187H194L195 189L196 188H198ZM204 187H205V185H204ZM36 188V189H35ZM75 188H76V186H75ZM81 188H83L84 189V185L81 187ZM80 188V189H81ZM111 188H112V186H111ZM125 188H127V186L125 187ZM132 188V187H131ZM135 188H136V186H135ZM139 188V187H138ZM154 188H156V186H154ZM183 188V187H182ZM188 187L186 186V189H187ZM205 188H208V187H205ZM210 188V187H209ZM208 188V189H209ZM56 189V188H55ZM63 189H65V188H63ZM62 189V192L63 191H65V190H63ZM73 188H71V190H72ZM78 189V188H77ZM79 189V190H80ZM85 189H87V187L85 188ZM106 189H109V188H105V189H102V185H100V187H98L97 188V190L98 191H95V196H93V197H95L96 198V200L94 201V205H95V203L97 204L99 201H101L102 199H105L106 200V197H105V195H104V191L106 190ZM118 189V188H117ZM122 189V188H121ZM133 189H134V187H133ZM157 189V188H156ZM159 189V188H158ZM162 189V188H161ZM169 189V188H168ZM184 189H185V187H184ZM191 189V188H190ZM204 189V188H203ZM208 189H206V190H203V192L204 191H206L207 193H210V192H208ZM219 189V188H218ZM29 190V189H28ZM56 190H58V189H56ZM55 190V191H56ZM75 190V189H74ZM87 190H89V188L87 189ZM86 190V191H87ZM104 190V191H103ZM114 190V189H113ZM112 190V191H113ZM160 190V189H159ZM171 190H172V188H171ZM200 190V189H199ZM198 189L196 190V191H199ZM202 190V189H201ZM200 190V193H202V191ZM215 191H217L216 189H214ZM59 191V190H58ZM66 191H67V189H66ZM81 191H84V190H81ZM94 191V189H93V187H91V190L89 191V193L90 194H92V192ZM109 191H110V189H109ZM109 191H108V193H109ZM123 191H125V190H123ZM126 191H128V190H126ZM141 191V190H140ZM164 191H166V190H164ZM173 191H174V189H173ZM173 191L171 192V193H173ZM179 191H182L181 189L179 190ZM186 191V190H185ZM184 191V192H185ZM190 191V190H189ZM192 191V190H191ZM190 191V192H191ZM214 191V192H215ZM30 192V191H29ZM72 192V191H71ZM75 192V191H74ZM79 192V191H78ZM107 192V191H106ZM115 192V190L113 191V193ZM168 192H170V191H168ZM86 193V192H85ZM116 193H118V192H116ZM121 193V192H120ZM133 193V192H132ZM137 193V192H136ZM135 193V194H136ZM140 193V192H139ZM161 193V192H160ZM164 194H165V192H163ZM179 194H180V192H178ZM192 193V192H191ZM198 193V192H197ZM216 193V192H215ZM218 193H220V191L218 192ZM218 193H216V194H218ZM30 195H31V193H29ZM33 194V193H32ZM51 194V196L50 197H52L53 199V201L52 200H47V201H49V202H51L50 203V205H48V203L46 204L45 202H47V201H45L44 202V200L46 199H44V197H48L49 198V195ZM55 194V196L53 197V195ZM71 194H74V193H70V195ZM79 194V193H78ZM84 194V193H83ZM89 194V195H90ZM94 194H92V195H94ZM99 194V195H98ZM112 194V193H111ZM111 194H109L110 195V197L112 196ZM121 194H123V193H121ZM138 194V193H137ZM169 194V193H168ZM167 194V195H168ZM175 193H173V195H174ZM179 194H177V192H176V195H174L173 197L174 198H177V197H175V196H177V195H179ZM186 194H187V192H186ZM192 194H194V193H192ZM211 194H212V192H211ZM211 194H208L209 196L211 195ZM34 195V194H33ZM45 195V196H44ZM69 195V196H70ZM75 195L77 196V194L75 193ZM82 195V194H81ZM108 195V194H107ZM119 195V194H118ZM130 195V194H129ZM161 195H163L162 193H161ZM185 195V193L183 194V196ZM188 195V194H187ZM194 195H196V192H195V194ZM32 196V195H31ZM68 196V197H69ZM79 196V195H78ZM83 196V195H82ZM81 196V197H82ZM86 197H87V195H85ZM131 196V195H130ZM133 196V195H132ZM131 196V197H132ZM183 196H182V199H183ZM190 196V195H189ZM206 196V195H205ZM208 196V197H209ZM211 196H213V195H211ZM210 196V197H211ZM216 196H219V195H216ZM216 196H215V198H216ZM80 196L78 197V198H81ZM90 197V196H89ZM105 197V198H104ZM114 198L115 197H117L116 195L115 196H113ZM121 197H122V195H121ZM120 197V198H121ZM127 197V196H126ZM159 197H160V195H159ZM163 197V196H162ZM168 197V200L166 201V199H165V197H164V199L162 198V200H164L165 202H163V201H161V203H163L162 205H163V207H164V203L166 204V202L169 204V205H171V204H175V203H177V204H180V202L178 203V201H180V199H178V201H176V199H174V202H172V199H173V197L171 196V195H168L167 196ZM179 197V196H178ZM195 197V196H194ZM209 197V198H210ZM60 198V199H59ZM74 198V196L71 198V199H73ZM112 198V197H111ZM119 198V197H118ZM117 198V199H118ZM185 198V197H184ZM187 198V197H186ZM191 198H193V197H191ZM214 198V197H213ZM215 198L213 199V200H215ZM68 199V198H67ZM77 199V198H76ZM88 198H86V200H87ZM91 199H93V198H91ZM128 199H130V198H128ZM133 199H135L134 197H133ZM137 199V198H136ZM161 199V197L159 198V200ZM181 199V200H182ZM197 199H200V198H198L197 197ZM202 199L204 200V198L202 197ZM56 200H57V204H56ZM65 200V199H64ZM69 200H70V198H69ZM79 200V199H78ZM81 200V199H80ZM84 200H85V198H84ZM108 200V199H107ZM106 200V201H107ZM113 200V199H112ZM139 198H138V202H139ZM209 200V199H208ZM212 200V202H216L217 201V199H216V201H213ZM67 201V200H66ZM65 201V202H66ZM72 201H74V199L73 200H71V202ZM88 201V200H87ZM91 201V204H92V200H90L89 199V202ZM115 201H117V200H114V201H112V202H115ZM123 201V200H122ZM132 201V200H131ZM137 200H135V202H136ZM176 201V202H175ZM184 199H183V201L181 202L182 203V205L181 206H186V204H188L189 202L188 201H186V202H188V203H186V204H183L184 203ZM190 201V200H189ZM201 201V200H200ZM24 202V203H23ZM76 202H77V200H76ZM75 201H74V207L75 206H77V205H75V203H76ZM82 202H84V201H82ZM107 202H110L111 203V201H107ZM119 202H121V200H119ZM124 202V201H123ZM123 202H121V203H123ZM128 202V201H127ZM134 202V203H135ZM192 202V201H191ZM196 202V201H195ZM203 203H204V201H202ZM201 202V203H202ZM100 203H102V202H100ZM106 203V202H105ZM104 203V204H105ZM131 203V202H130ZM141 204L140 205H142V201L140 202ZM147 203V202H146ZM197 203V202H196ZM199 203V202H198ZM209 205H208V209H209V206H210V204H211V201L210 202H207ZM34 204V203H33ZM79 204H80V202H79ZM83 204V203H82ZM90 204V203H89ZM90 204V205H91ZM99 204V203H98ZM97 204V205H98ZM107 204H109V203H107ZM104 205L105 207H107V206H109V205ZM112 204V203H111ZM118 204L119 203H117V206H118ZM129 204V203H128ZM133 204V203H132ZM137 204V203H136ZM191 204V203H190ZM192 204H195V203H192ZM200 204V203H199ZM42 205V206H41ZM84 206H85V204H83ZM99 205H101V204H99ZM122 205V204H121ZM120 205V206H121ZM124 205V204H123ZM131 205V204H130ZM145 205V204H144ZM143 205V206H144ZM147 205V204H146ZM196 205V204H195ZM206 205V204H205ZM211 205H213V204H211ZM45 206V207H46ZM78 206H81V205H78ZM87 206H89L88 205V202H87ZM86 206V207H87ZM111 206H113V204L111 205ZM119 206V207H120ZM128 206V205H127ZM133 206V205H132ZM131 206V207H132ZM148 206V205H147ZM172 206H174V205H172ZM171 206V207H172ZM177 206V205H176ZM193 207H194V205H192ZM200 206V205H199ZM199 206H197V208L199 207ZM202 206V205H201ZM204 206V205H203ZM25 207V206H24ZM32 207H34V206H32ZM38 207H37V210H38ZM45 207H44V209H45ZM70 207V206H69ZM71 207H72V205H71ZM70 207V208H71ZM82 207V206H81ZM85 207V208H86ZM98 207V206H97ZM97 207H95V208H97ZM102 207H103V204H102ZM105 207H104V209H105ZM110 207V206H109ZM108 207V208H109ZM119 207H117L116 209H118ZM124 207H125V205H124ZM124 207H122V208H124ZM136 207V206H135ZM138 207H139V205H138ZM137 207V208H138ZM142 207V206H141ZM144 207H146V206H144ZM156 207V206H155ZM167 207H169V206H167ZM166 207V208H167ZM178 207V206H177ZM196 207V206H195ZM205 207V206H204ZM207 207V206H206ZM212 207V206H211ZM214 207H216L215 206V204H214ZM35 208H36V206H35ZM35 208H33L34 210H35ZM76 209H77V207H75ZM74 208V209H75ZM94 208V209H95ZM130 208V207H129ZM165 208V209H166ZM180 207H178L177 209H179ZM184 208V210H185V207H183ZM40 209V208H39ZM43 209V208H42ZM69 209V208H68ZM73 209V210H74ZM84 209V208H83ZM88 209V208H87ZM102 210V208H98V210H96V213H98V212H101V210ZM107 209V208H106ZM110 209V208H109ZM109 209H108V211H109ZM111 209H113V208H111ZM125 209H127V208H125ZM135 208H134V206H133V210H134ZM140 208H138V210H139ZM142 209V208H141ZM146 209H148V210H150L148 207H146ZM146 209H145V212H146ZM172 209H173V207H172ZM171 208H170V210H172ZM174 209H175V207H174ZM176 209V210H177ZM188 209L190 210V209H192L191 208V206L190 207H188ZM196 209V208H195ZM208 209H206V210H208ZM30 210H31V208H30ZM79 211H80V209H78ZM115 209H113V211H114ZM135 210H137V209H135ZM137 210V211H138ZM147 210V212H149ZM151 210H152V208H151ZM151 210H150V212H151ZM155 210H156V208H155ZM181 210V209H180ZM194 210V209H193ZM193 210H192V213H193ZM204 210V209H203ZM33 211V210H32ZM31 211V212H32ZM40 211V210H39ZM38 211V212H39ZM77 210H75V212H76ZM92 211H94L93 209H92ZM98 211V212H97ZM107 211V210H106ZM112 211V212H113ZM127 211H129V210H127ZM131 212H132V210H130ZM129 211V213H131ZM142 211V210H141ZM154 211V210H153ZM166 211H167V209H166ZM166 211H164V212H166ZM168 211H169V209H168ZM173 211H175V210H172L171 211V214H173V213H176L177 211H175V212H173ZM179 211V210H178ZM198 211V210H197ZM37 212V213H38ZM80 212H84V211H80ZM85 212H88V211H86L85 210ZM89 212H90V210H89ZM95 212V211H94ZM104 212H105V210H103V214H104ZM110 212H111V210H110ZM122 212H123V209H122ZM121 212V213H122ZM138 212H140V210L138 211ZM160 211H158V212H155V213H158L159 214V216H161V217H163L160 213H159ZM170 212V211H169ZM173 212V213H172ZM180 212V211H179ZM183 212V211H182ZM185 212V211H184ZM183 212V213H184ZM190 213H187V214H191V211H189ZM194 212H195V210H194ZM199 212V211H198ZM197 212V213H198ZM214 212V211H213ZM29 213V214H28ZM41 214V216H42V212H40ZM65 213V212H64ZM78 212H76L75 213V215L74 216H79V215H76ZM108 213V212H107ZM114 213H115V211H114ZM128 213V214H129ZM133 213V212H132ZM135 213H137V212H135ZM142 213H143V211H142ZM178 213V212H177ZM181 213V212H180ZM182 213V214H183ZM186 213V212H185ZM28 214V215H27ZM33 213H31V216H33L34 214H35V212H34V214L32 215ZM69 214H71L70 213V211H69ZM83 214H85V213H83ZM89 214V213H88ZM93 214V213H92ZM91 214V215H92ZM103 214H101V215H103ZM106 214V213H105ZM116 215H117V213H115ZM120 214V213H119ZM127 214V213H126ZM158 214L156 215V216H158ZM21 215V216H20ZM61 215V214H60ZM59 215V216H60ZM64 215V214H63ZM62 215V217L64 218V216ZM95 215V214H94ZM112 215H113V213H112ZM115 215V216H116ZM130 215V214H129ZM129 215H127V217H129ZM132 215V214H131ZM137 215V214H136ZM139 215H142V214H139ZM144 215V214H143ZM147 215V214H146ZM149 213H148V216H147V218H148V220H149V218H151V217H154V216H151V217H149ZM164 215V214H163ZM176 215V214H175ZM194 215H196V213H194ZM193 215V218L195 217ZM20 216V217H19ZM23 216V218H25ZM35 216V215H34ZM38 216V215H37ZM58 216V217H59ZM66 216V218L65 219H68V217H67V214L65 215ZM69 216V215H68ZM71 217H72V214L70 215ZM82 216V215H81ZM80 216V218H82ZM85 216V215H84ZM86 216H87V214H86ZM85 216V217H86ZM89 216H90V214H89ZM97 216V215H96ZM99 216V215H98ZM97 216V217H98ZM105 216V215H104ZM108 217L109 216H111V214L110 215H107ZM134 216V215H133ZM155 216V217H156ZM165 217H166V215H164ZM168 216V215H167ZM171 216H174V215H171ZM183 216V215H182ZM28 217V218H27ZM61 217V218H62ZM92 217V216H91ZM94 217V216H93ZM100 217V216H99ZM106 217V216H105ZM104 217V218H105ZM113 217H114V215L112 216V219H113ZM123 217V216H122ZM121 217V218H122ZM126 217V216H125ZM131 217V216H130ZM130 217H129V219H130ZM140 217V216H139ZM154 217V218H155ZM169 217V219H167V218H165L166 219V222L169 220L170 221V219H172V218H170V216H168ZM176 217V216H175ZM177 217H179L180 218V216H177ZM176 217V218H177ZM188 217V216H187ZM186 217V218H187ZM192 217V216H191ZM190 217V218H191ZM20 218V222H17L18 221V219ZM34 218V217H33ZM38 218H41L40 216H38ZM49 218V219H48ZM56 218V219H55ZM70 218V217H69ZM72 218H74V217H72ZM80 218H79V220H80ZM96 218V217H95ZM138 218V217H137ZM143 218V217H142ZM146 218V217H145ZM144 218V219H145ZM151 219L150 221L152 222V220H153V222H154V220L155 219ZM159 218V217H158ZM175 218V219H176ZM189 218V217H188ZM189 218V219H190ZM192 218V219H193ZM196 218V217H195ZM37 219V218H36ZM35 218H34V220H36ZM51 219V220H50ZM71 219V218H70ZM70 219H68V220H70ZM96 219H98V218H96ZM102 219H103V216H102ZM117 220V218H114V220ZM134 219V217H132V220ZM136 219V218H135ZM138 219H140V218H138ZM181 219V218H180ZM180 219H178L179 221H180ZM184 219H185V217H184ZM183 219V220H184ZM192 219H190V220H192ZM33 220V219H32ZM50 220V221H49ZM83 220V219H82ZM88 220V219H87ZM99 220V219H98ZM100 220H101V218H100ZM105 220V219H104ZM111 220V219H110ZM126 222H127V220L126 219H124ZM123 219H122V221H124ZM158 220V219H157ZM177 220V219H176ZM188 220V219H187ZM186 220V221H187ZM190 220H188V221H190ZM37 221H38V219H37ZM59 221H62L64 224H66L67 223V220H63V219H60ZM71 222H72V220H70ZM106 221H107V219H106ZM109 221V220H108ZM107 221V222H108ZM117 221H121L120 219L119 220H117ZM116 221V222H117ZM129 221V220H128ZM131 221V220H130ZM134 221V220H133ZM138 220H136V222H137ZM168 221V222H169ZM173 221V220H172ZM261 221V220H260ZM30 222H32V221H30ZM36 222V221H35ZM76 222V221H75ZM74 222V223H75ZM77 222H79V221H77ZM80 222H83V221H81L80 220ZM90 222H91V219H90ZM90 222H88V223H90ZM92 222H94V220L92 221ZM100 222V221H99ZM102 222V221H101ZM115 222V223H116ZM139 222V221H138ZM151 222H149L150 224H151ZM152 222V223H153ZM158 222H160V221H158ZM171 222V221H170ZM181 222H183L182 221V219H181ZM196 222V223H197ZM259 222V221H258ZM37 223V222H36ZM57 223V222H56ZM56 223L54 222L53 224L54 225H56ZM59 223V222H58ZM57 223V225L58 226H61V228H62V225L61 224H58ZM68 223H70V222H68ZM83 223H86V219H85V221L83 222ZM96 223H98V222H96ZM114 223V222H113ZM114 223V224H115ZM119 222H117L116 224H118ZM120 223H123V222H120ZM129 223V222H128ZM131 223H132V221H131ZM144 224V222L142 221L141 222V224ZM146 223H147V221H146ZM165 223V222H164ZM176 222H174V228H179V225L177 224H175ZM184 223V222H183ZM192 223V221L190 222V224ZM195 223V224H196ZM201 223V224H200ZM253 224V225H256V224ZM261 222H259V225H258V227L260 226V225H262L263 227H264V225H263V223L262 224H260ZM7 224V223H6ZM45 224H44V226H45ZM72 224V223H71ZM79 224V223H78ZM78 224L76 223V225L78 226ZM81 224V223H80ZM87 224V223H86ZM94 224V223H93ZM109 224V223H108ZM107 223H105V225H108ZM115 224V226H117ZM124 224V223H123ZM127 224V223H126ZM158 224V223H157ZM161 224V223H160ZM163 224V223H162ZM161 224V226H164V225H162ZM167 225H168V223H166ZM171 224V223H170ZM182 224V223H181ZM185 224V223H184ZM186 224H188L187 222H186ZM185 224V225H186ZM190 224H188V225H190ZM193 224H194V222H193ZM192 224V225H193ZM194 224V225H195ZM37 224H35V226H34V228L36 227V228H40V227H37L36 226ZM67 225V224H66ZM69 225V224H68ZM83 225H85V224H82V226ZM92 225V224H91ZM109 225H111V224H109ZM120 226H121V224H119ZM118 225V226H119ZM125 225V224H124ZM145 225V224H144ZM159 225V224H158ZM184 225V226H185ZM193 225V226H194ZM196 225H198V224H196ZM252 225V226H253ZM38 226H40V225H38ZM47 226V225H46ZM73 224L71 225V227H70V229L72 228L73 229ZM77 226H75L74 227V229H75V231H73L72 232V234L71 235H69V236H67V239H64L65 241H66V243H65V246H66V244L67 245H71V248H72V246L73 247H75V246H78V248H79V246L81 247L80 249H81V253H82V249H84V252L86 253V255L87 256H89L90 254H92V250L94 249L95 251L94 252H96V256H99V254L101 253L102 254V252L104 251V249L106 248H103L104 246H108V240H109V237L112 235H108L107 237H105L106 235H107V233H106V235H104V237H105V239L103 240V239H101V240H99V241H97V237L95 238L94 236H95V233L91 236V233H93V231L92 232H90V227L88 228V233H84V232H81L82 231V228H80L81 226H79V227H77ZM85 226H87V225H85ZM101 226H103V224L101 225ZM115 226H114V228H115ZM126 227H128L127 225H125ZM131 226V225H130ZM136 227L138 226V225H135ZM151 227H154V226H152V225H150ZM157 226V225H156ZM182 226V225H181ZM191 226V225H190ZM189 226V227H190ZM77 227V228H76ZM84 227V226H83ZM92 227H94L93 225H92ZM95 227H96V224H95ZM94 227V228H95ZM98 227H100V225L98 226ZM112 227V226H111ZM110 227V228H111ZM122 227V226H121ZM121 227H120V229H121ZM124 227V226H123ZM122 227V228H123ZM126 227H125V229H126ZM135 227V228H136ZM141 227V226H140ZM144 227V226H143ZM147 227V226H146ZM146 227H145V229H146ZM150 227V228H151ZM158 228H160L159 226H157ZM157 227H154V228H156V229H158ZM168 227V226H167ZM256 227H257V225H256ZM261 227V226H260ZM30 228V227H29ZM29 228H28V230H29ZM59 228V227H58ZM60 228V229H61ZM66 228V227H65ZM64 228V229H65ZM85 228V227H84ZM104 228H106V226H104ZM129 228V227H128ZM131 228H132V226H131ZM131 228H130V230H131ZM164 228V227H163ZM169 228V227H168ZM167 228V229H168ZM171 228V227H170ZM173 228V229H174ZM182 228H184V227H182ZM186 228V227H185ZM188 228V227H187ZM186 228V229H187ZM193 227H191V229H192ZM195 228V227H194ZM196 228V229H197ZM254 228V227H253ZM42 229V228H41ZM46 229V228H45ZM50 229V228H49ZM73 229V230H74ZM106 229H108V226H107V228ZM140 229H142V228H140ZM162 229V228H161ZM164 229H166V225H165V228ZM167 229H166V231H167ZM172 229V228H171ZM180 229V228H179ZM250 229V228H249ZM248 229V230H249ZM255 229V228H254ZM253 229V230H254ZM34 230V229H33ZM47 230V229H46ZM63 230V229H62ZM68 230V229H67ZM77 230V231H76ZM81 230V231H80ZM92 230H95V229H92ZM97 230H98V228H97ZM96 230V231H97ZM105 230V229H104ZM114 230V229H113ZM115 230H116V228H115ZM114 230V231H115ZM118 230V229H117ZM127 230H129V229H127ZM133 230V229H132ZM148 230V229H147ZM146 230V231H147ZM169 230V229H168ZM178 230V229H177ZM177 230H175V233H176V231ZM190 230V229H189ZM193 230V229H192ZM191 230V232H193ZM247 230V231H248ZM258 230V229H257ZM260 230H261V228H260ZM259 230V231H260ZM31 231V230H30ZM86 231V230H85ZM95 231V232H96ZM98 231H100V230H98ZM97 231V232H98ZM102 231H103V228H102ZM101 231V233H103L104 234V232H102ZM106 231V230H105ZM111 231H112V228H111ZM133 231H135V230H133ZM140 231H142V230H140ZM145 231V233H147ZM152 231V230H151ZM156 231V230H155ZM158 231V230H157ZM157 231H156V233H157ZM161 231V230H160ZM165 231V233H167ZM171 232H170V234L173 232L172 230H170ZM186 231H188V230H185L184 232H183V234L185 235L186 233ZM198 231V230H197ZM21 232V231H20ZM19 232V233H20ZM44 232V231H43ZM96 232V236H97V234H99V233H97ZM106 232H109V231H106ZM124 232V229H123V231H122V233ZM127 232V231H126ZM126 232H124L125 233V236H127L126 234ZM150 232V231H149ZM153 232V231H152ZM152 232H150V233H152ZM164 232V231H163ZM178 233H179V231H177ZM182 232V231H181ZM181 232L179 233V234H181ZM190 232V233H191ZM226 232V233H225ZM253 231H251V233H252ZM261 232V231H260ZM263 232V231H262ZM28 233H30V232H28ZM34 233H35V231H34ZM34 233H32V234H34ZM59 233H60V235H59ZM67 233H70V232H68L67 231ZM101 233L99 234V235H101ZM121 233V232H120ZM121 233V234H122ZM131 234H132V232H130ZM134 233V232H133ZM138 233L140 234V232L138 231ZM138 233H135V234H138ZM144 233V234H145ZM149 233V234H150ZM154 233V232H153ZM152 233V234H153ZM160 234H161V232H159ZM164 233V234H165ZM189 233V234H190ZM198 233H199V231H198ZM207 233H210L209 231L208 232H206V234H205V232H204V234H205V236L207 235ZM259 233V232H258ZM35 234H37V236H38V233L36 232ZM85 234H88V236L87 237H85ZM102 234V235H103ZM110 234V233H109ZM114 234V233H113ZM128 234H129V231H128ZM135 234H132V235H134V238L131 236V235H129V236H131L133 239H135L136 238V236H135ZM151 234V235H152ZM188 234V233H187ZM186 234V235H187ZM193 234H195V233H193ZM193 234H192V236H193ZM253 234V233H252ZM257 233H255V235H256ZM260 234V233H259ZM30 235V234H29ZM123 235V234H122ZM141 235V234H140ZM173 235H175L174 233H173ZM185 235V236H186ZM191 235V234H190ZM213 234H212V236H214ZM217 235H215V236H217ZM245 235V234H244ZM247 235V234H246ZM246 235H245V237H246ZM248 235H251L250 233L248 234ZM263 236H264V232H263V234H262ZM36 236V235H35ZM34 236V237H35ZM36 236V237H37ZM114 236L116 237V236H119L120 237V235H119V233H118V235L117 234H114ZM114 236L112 237V238H114ZM124 236V237H125ZM139 236V235H138ZM146 236V235H145ZM153 236V235H152ZM152 236H150V237H152ZM158 236V235H157ZM185 236L184 237H182L181 235L179 236V237H181L183 240H185L186 241V239H185ZM195 236H196V234H195ZM201 236V235H200ZM259 237H260V235H258ZM257 236V237H258ZM32 237H33V235H32ZM54 237V238H55ZM66 237V236H65ZM74 237V238H73ZM75 237H77V239L75 238ZM123 237V236H122ZM121 237V238H122ZM123 237V238H124ZM131 237H128V239H129V241L131 242ZM149 237V236H148ZM147 237V238H148ZM156 237V236H155ZM159 237H161V235H159ZM158 237V238H159ZM164 236H163V233H162V238H163ZM168 236H166V238H167ZM187 237V236H186ZM197 237H198V235H197ZM202 238H203V235L201 236ZM208 237V236H207ZM207 237H205V238H207ZM242 237V236H241ZM240 237V238H241ZM251 236H248L247 238H245L246 240H248L249 239V241L252 239V237L254 238V236H252L251 238H250ZM53 238V239H54ZM112 238H110V239H112ZM118 238V237H117ZM116 238V239H117ZM121 238H119V239H121ZM146 238V237H145ZM144 238V239H145ZM146 238V239H147ZM157 238V237H156ZM161 238V239H162ZM178 238V237H177ZM194 238V237H193ZM200 238V237H199ZM198 238V239H199ZM220 238V237H219ZM218 238V240L216 241H214L215 243H217L218 241V244H220L221 245V243H222V241H220V240H222V239H219ZM244 238V237H243ZM261 238V237H260ZM264 238V237H263ZM262 238V239H263ZM63 239V238H62ZM115 239V238H114ZM115 239V240H116ZM125 239V240H124ZM123 240L124 241H126L127 240V242L126 243H128V239H126V238H124ZM137 239H140V238H137ZM136 239V240H137ZM143 239V238H142ZM143 239V240H144ZM149 239L150 238H148L147 240L149 241ZM164 239V238H163ZM169 239H173V238H169ZM168 238H167V240H169ZM189 239V238H188ZM187 239V240H188ZM257 239V238H256ZM262 239H260V241H259V243L257 244L256 242V244L257 245H259L260 244V242L262 241ZM55 240H59V239H55ZM54 240V241H55ZM118 240V239H117ZM146 240V241H147ZM152 240V239H151ZM150 240V241H151ZM171 240L169 241V242H171ZM191 240H192V238H191ZM195 240V239H194ZM208 239H206V241H207ZM242 240V242H246V240H243V239H240V241ZM254 240H255V238H254ZM254 240H252V242H254ZM95 241H97V242H95ZM121 241V240H120ZM157 241V240H156ZM160 241V240H159ZM162 241V240H161ZM166 241V240H165ZM177 241V240H176ZM184 241V242H185ZM188 241H190V240H188ZM188 241H186V242H188ZM193 241V240H192ZM197 241V240H196ZM196 241H194V242H196ZM200 241H203V240H200ZM205 241V240H204ZM203 241V242H204ZM239 241V242H240ZM61 242V239H60V241H59V243ZM62 242H63V240H62ZM94 242L96 243V246H94L93 247V245H94ZM113 242V241H112ZM134 242V241H133ZM137 242V241H136ZM141 243H143L142 241H140ZM139 242V243H140ZM155 242V241H154ZM163 242V241H162ZM182 242V241H181ZM184 242H182V245H184L183 243ZM238 242V241H237ZM236 242V243H237ZM241 242V243H242ZM251 241H250V243H248L249 245H251V243H252ZM53 243V242H52ZM54 243H57L58 244V241L56 242H54ZM53 243V245L51 244V247L52 246H54L55 244ZM109 243H110V240H109ZM146 243V242H145ZM159 243V242H158ZM158 243L156 244L155 243V245H157L158 246V249H159V246L160 245H158ZM171 243H173V241L171 242ZM170 243V244H171ZM176 243H179V242H176ZM176 243H173L174 245L176 244ZM193 243V242H192ZM192 243H187V245L188 244H192ZM201 243V242H200ZM204 243H206V242H204ZM241 243H240V246H241ZM56 244V245H57ZM119 244H121V243H119ZM134 244V243H133ZM151 245L153 244V242L152 243H150ZM160 244V243H159ZM161 244H164V242L163 243H161ZM169 244V246H171ZM197 244V243H196ZM203 244V243H202ZM206 244H208V243H206ZM223 244H225V243H223ZM233 244V243H232ZM244 243H242V245H243ZM246 244H247V242H246ZM246 244H244L243 246H242V248H244V246L246 245ZM263 244V242L260 244V245H262ZM59 245V244H58ZM61 245H63V243L61 244ZM123 245V244H122ZM135 245V244H134ZM141 245H144V244H141ZM145 245H147V243L145 244ZM151 245H149V246H151ZM154 245V246H155ZM179 245V244H178ZM186 245V246H187ZM192 245H195V244H192ZM198 247H199V241H198ZM201 245V244H200ZM209 245L211 246V244L209 243ZM234 245V244H233ZM248 245V247L247 248H249L250 246ZM252 245H254V243L252 244ZM251 245V246H252ZM64 246V245H63ZM64 246V247H65ZM124 246H125V244H124ZM153 246V247H154ZM156 246V247H157ZM164 246H165V244H164ZM164 246H162V247H164ZM180 246H181V244H180ZM185 246V245H184ZM184 246H183V248H179V249H182V253H184V251L186 250L187 252L189 251L188 249H185L184 248ZM185 246V247H186ZM202 246V245H201ZM214 246V245H213ZM219 245H217V247H218ZM224 246V245H223ZM229 247V245H226L225 247L226 248H228ZM231 246V245H230ZM235 246V245H234ZM238 246H239V244H238ZM239 246V247H240ZM255 246V245H254ZM263 246V245H262ZM261 246V247H262ZM47 247V246H46ZM70 247V246H69ZM114 247V246H113ZM113 247H112V250L110 249L111 248V246L110 247H108L109 249H108V251L110 250L111 252L112 251H114V249H113ZM117 247L118 246H116V248L115 249H117ZM129 246H127L126 247V249L128 248ZM137 247V246H136ZM143 247H145V246H143ZM152 247V246H151ZM152 247V248H153ZM156 247H154V248H156ZM161 247V248H162ZM166 247H168V246H166ZM189 246H187V248H188ZM207 247V246H206ZM222 247V246H221ZM231 247H233V246H231ZM230 247V248H231ZM256 247V246H255ZM54 248V247H53ZM55 248H57L56 246H55ZM59 248H60V246H59ZM62 248V247H61ZM75 248H77V247H75ZM75 248H73V249H75ZM103 248V249H102ZM130 248V247H129ZM134 248H135V246H134ZM147 248H148V246H147ZM165 248V247H164ZM169 248V251H170V247H168ZM167 248V249H168ZM174 248V247H173ZM172 248V249H173ZM175 248H176V246H175ZM174 248V249H175ZM190 248V247H189ZM195 249H196V247H194ZM193 248V249H194ZM201 248V247H200ZM203 248H205V247H203ZM203 248L201 249V250H203ZM211 249H212V247H210ZM216 248V247H215ZM222 248H224V247H222ZM234 248V247H233ZM236 248V247H235ZM238 248V247H237ZM252 248L253 247H251V249L250 250H252ZM258 248V247H257ZM256 248V249H257ZM43 249H44V247H43ZM47 249V248H46ZM45 249V250H46ZM58 249V248H57ZM57 249H55V250H57ZM63 249V248H62ZM70 249V248H69ZM72 249V250H73ZM125 249V250H126ZM136 249V248H135ZM141 249V248H140ZM150 249V248H149ZM166 249V248H165ZM165 249L163 250V251H165ZM166 249V252L168 251ZM184 249V250H183ZM191 249V248H190ZM217 249V248H216ZM254 249V248H253ZM256 249H255V251H253V252H250V253H252V256H253V253L255 252L256 253ZM264 249V248H263ZM262 249V250H263ZM51 250H52V248L50 249V251L49 252H51ZM54 250V249H53ZM53 250H52V252H53ZM66 250L67 249H65V251H63L64 253L66 252ZM71 250V251H72ZM76 250V249H75ZM103 250V251H102ZM105 250H107V249H105ZM123 251V253H125L126 251ZM133 250L134 249H132V252H133ZM138 250V249H137ZM142 250V249H141ZM145 250H147L146 248H145ZM151 250H153V249H151ZM151 250H149V251H151ZM162 250H160V251H162ZM197 250H199V249H197ZM207 250H208V248H207ZM213 250V249H212ZM221 251L223 250V249H220ZM230 250V252H232V250L231 249H229ZM236 250V249H235ZM239 251H242L241 249H238ZM245 250V249H244ZM60 251V250H59ZM70 251V253L71 254H77V253H74V251H73V253ZM77 251H80V250H77ZM102 251V252H101ZM109 251V252H110ZM155 251V250H154ZM159 251V252H160ZM178 251V250H177ZM185 251V252H186ZM205 251H206V248H205ZM215 251V250H214ZM216 251H219V249L218 250H216ZM221 251H219V252H221ZM234 251V250H233ZM246 251H247V249H246ZM257 251H259V252H257L258 254L260 253V250H258L257 249ZM48 252V251H47ZM46 252V253H47ZM61 252H62V250H61ZM117 252V251H116ZM121 252H122V250H121ZM121 252L119 253V254H121ZM129 252H130V250H129ZM128 251H127V255H128V253H129ZM144 252V251H143ZM156 253L158 252L157 250L155 251ZM209 252H210V250H209ZM218 252V253H219ZM227 252V251H226ZM229 252V251H228ZM227 252V253H228ZM229 252V253H230ZM245 252V251H244ZM262 252V251H261ZM56 253V252H55ZM68 254L67 255H69L70 253L69 252H67ZM78 253H80V252H78ZM85 253H83L84 254V256H86L85 255ZM103 253H105V252H103ZM108 253V252H107ZM137 253H138V251H137ZM147 253V252H146ZM152 253V251L150 252V255H152L151 254ZM161 253H163V252H161ZM168 253V252H167ZM170 253V252H169ZM173 253H176V251L175 252H171V254H173ZM179 253V252H178ZM181 253V252H180ZM193 253V252H192ZM201 253V252H200ZM216 253V252H215ZM218 253H216V254H218ZM233 253V252H232ZM232 253L231 254H229L230 256L232 255ZM235 253V252H234ZM233 253V254H234ZM246 253V252H245ZM256 253V254H257ZM263 253V252H262ZM45 254V253H44ZM52 254V253H51ZM54 254V253H53ZM62 254V253H61ZM100 254V255H101ZM109 254V253H108ZM117 254V253H116ZM130 254H131V252H130ZM133 254V253H132ZM132 254H131V256H132ZM148 255H149V253H147ZM157 254H159V253H157ZM171 254L169 255V256H171ZM177 254V253H176ZM201 254H203V253H201ZM221 254V253H220ZM226 254V253H225ZM241 254H243L242 252H241ZM14 255H16V256H14ZM48 255V254H47ZM80 255V254H79ZM82 255V254H81ZM80 255V256H81ZM110 255V254H109ZM114 255V254H113ZM112 255V256H113ZM124 255V254H123ZM134 256L136 255V253H134L133 254ZM138 255V254H137ZM140 255V254H139ZM138 255V256H139ZM149 255V256H150ZM164 255H165V252H164ZM181 255V254H180ZM180 255L179 256H177V258L176 257H174L175 256V254H174V258H176L177 260H178V257H180ZM186 255H187V253H186ZM188 255H189V253H188ZM195 255V254H194ZM208 255V252H207V254L205 255L206 257H208L207 256ZM212 255H214V254H212ZM211 255V256H212ZM224 255V254H223ZM223 255H222V257H223ZM235 255V254H234ZM238 256L240 255V254H237ZM236 255V256H237ZM246 255V254H245ZM261 253H260V256L259 257H261ZM56 256H57V254H56ZM58 256H60V255H58ZM57 256V257H58ZM63 255H61V257H62ZM65 256V255H64ZM64 256L62 257V258H57L58 259V261L59 260H61V262H62V260H64L65 261V259H63L64 258ZM79 256V257H80ZM83 255H82V259L81 260H85V259H83V257H84ZM95 256V255H94ZM93 256V257H94ZM95 256V257H96ZM103 256V255H102ZM105 256H106V253H105ZM111 256V257H112ZM117 256V255H116ZM115 256V257H116ZM155 256H157V255H155ZM163 256V254L161 255V256H159V257H161V258H163L162 257ZM169 256H166V257H169ZM193 256V255H192ZM196 256H197V254H196ZM211 256H209V257H211ZM218 256H220L219 254H218ZM227 257H228V255H226ZM237 256V257H238ZM246 256H248V255H246ZM246 256H244V257H246ZM36 257H37V259H36ZM67 257V256H66ZM69 257H72L71 255H69ZM79 257H78V259H79ZM92 257V256H91ZM92 257V258H93ZM100 257V256H99ZM107 257V259H105V261L107 260V261H109L110 259V257L108 258V256H106ZM115 257H112V258H115ZM128 257V256H127ZM126 257V258H127ZM143 257H145V256H143ZM143 257H141V258H143ZM151 257V256H150ZM149 257V258H150ZM152 257H154V256H152ZM165 257V256H164ZM205 257V258H206ZM221 257V256H220ZM234 257V256H233ZM242 256H240V258H241ZM243 257V258H244ZM251 257V256H250ZM249 256L247 257V258H250ZM256 257H258V256H255V258ZM73 259H74V256L72 257ZM85 258V257H84ZM98 258V257H97ZM105 258V257H104ZM111 258V259H112ZM130 258V257H129ZM128 258V259H129ZM149 258H147V259H149ZM156 258V257H155ZM171 259H174V258H172V257H170ZM192 258V257H191ZM193 258H194V256H193ZM197 258V257H196ZM198 258H199V255H198ZM201 258L203 259L204 258V256H201ZM215 258H217V255H216V257ZM224 258V257H223ZM243 258H241V260L243 259ZM55 259V261L57 260L56 258H54ZM53 259V260H54ZM71 259V258H70ZM88 259H90V257L88 258ZM103 259V258H102ZM109 259V260H108ZM127 259V260H128ZM132 259V258H131ZM135 259H137V258H135ZM166 259H168V260H171V259H169V258H166ZM183 259H185V258H183ZM183 259H179V260H183ZM187 259V258H186ZM209 259H211V258H208L207 260H209ZM225 259V258H224ZM229 258H227L226 260H228ZM231 259V258H230ZM229 259V260H230ZM234 259H235V257H234ZM245 259V258H244ZM251 259V258H250ZM259 259V258H258ZM262 259H263V257H262ZM66 260H68V259H66ZM87 260V259H86ZM90 260H92V259H90ZM94 260H95V262L97 261V259H95L94 258ZM126 260V259H125ZM130 260V259H129ZM154 260H156V259H154ZM159 259H158V257H157V261H158ZM178 260V261H179ZM216 260V259H215ZM219 260V259H218ZM220 260H221V258H220ZM232 260H233V258H232ZM236 261H237V259H235ZM239 260V259H238ZM246 260V259H245ZM252 260H254V257L252 258ZM260 260V259H259ZM1 261H4V262H1ZM10 261V260H9ZM12 261V260H11ZM44 263H43V262ZM63 261V262H64ZM70 261H73V260H70ZM98 261H99V259H98ZM97 261V262H98ZM112 261V260H111ZM132 261V260H131ZM135 261H137V260H135ZM140 261H143L142 259L140 260ZM139 260L137 261V262H139L140 264H141V262H140ZM145 261V260H144ZM143 261V263H146V262H144ZM160 261V260H159ZM173 261H175V260H173ZM187 261V260H186ZM185 261V262H186ZM189 261H190V258H189V260H188V263H189ZM194 261V262H193ZM193 261H190V262H193L194 264H195V262L197 261V260H194L193 259ZM198 261H199V263H200V260L198 259ZM198 261H197V264H199L198 263ZM202 261V260H201ZM205 262H206V264L207 263H209V261L207 262L206 260H204ZM211 261V260H210ZM224 261V260H223ZM236 261H234L233 260V262L235 263ZM240 261V260H239ZM238 261V262H239ZM66 262V261H65ZM78 262H79V260H78ZM77 262V263H78ZM81 263L83 262V261H80ZM86 263H87V261H85ZM97 262L95 263V264H97ZM102 262V261H101ZM126 262V261H125ZM128 262V261H127ZM130 262V261H129ZM132 262H134V260L132 261ZM136 262V263H137ZM155 262V261H154ZM163 262H164V260H163ZM162 262V263H163ZM179 262H181V261H179ZM212 262H213V258H212ZM216 262V261H215ZM222 262V261H221ZM225 262V261H224ZM223 262V263H224ZM226 262H229V261H226ZM242 261H240V263H241ZM245 262V261H244ZM254 262H255V260H254ZM254 262H253V264H254ZM260 262V261H259ZM263 262H264V259H263ZM262 262V263H263ZM8 263H10V262H8ZM48 263V262H47ZM53 263H56V262H53ZM66 263H71V262H69V261H67ZM73 263V262H72ZM74 263H76L75 262V260H74ZM80 263V264H81ZM84 263V262H83ZM94 263V262H93ZM99 263V262H98ZM103 263V262H102ZM123 263H124V261H123ZM148 263H150L149 261H148ZM165 263V262H164ZM163 263V264H164ZM174 263V262H173ZM177 262H175V264H176ZM192 263V264H193ZM203 263V262H202ZM217 263V262H216ZM218 263H219V261H218ZM217 263V264H218ZM223 263H221V264H223ZM232 263V262H231ZM230 262H229V264H231ZM240 263H238V264H240ZM248 264V261L247 262H245V264ZM6 264V263H5ZM11 264H13V263H11ZM57 264V263H56ZM58 264H59V262H58ZM65 264V263H64ZM89 264H91V263H89ZM101 264V263H100ZM106 264V263H105ZM119 264V263H118ZM126 264V263H125ZM129 264V263H128ZM131 264H133V263H131ZM138 264V263H137ZM156 264V263H155ZM158 264V263H157ZM160 264V263H159ZM170 264V263H169ZM180 264V263H179ZM185 264V263H184ZM201 264V263H200ZM210 264V263H209ZM220 264V263H219ZM226 264V263H225ZM228 264V263H227ZM237 264V263H236ZM244 264V263H243ZM255 264H257L256 262H255Z\"/></svg>",
	"mask_w": 264,
	"mask_h": 264
}]
</instances>
